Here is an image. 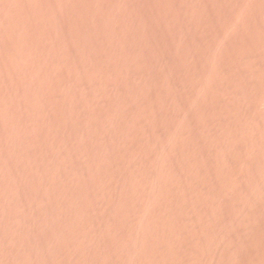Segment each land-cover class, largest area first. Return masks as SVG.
Instances as JSON below:
<instances>
[{"label": "rangeland", "instance_id": "1", "mask_svg": "<svg viewBox=\"0 0 264 264\" xmlns=\"http://www.w3.org/2000/svg\"><path fill=\"white\" fill-rule=\"evenodd\" d=\"M37 1H39V3H37ZM43 1H46L47 3L46 2L43 3ZM62 1L60 0H16L15 2V0H7V1L3 0V2L5 3L4 4L0 0V5H1L0 6V20H1L0 27L2 26L0 28V31H1L0 32V45H1L0 52H2L0 54V79H1L0 80V93H1L0 94V125H1L0 126L1 128L0 129V134H1L0 136V155L2 154L0 156V167H1L0 168V182H1L0 184V190H1L0 191V198H1L0 199L1 200L0 202L1 203L0 204L1 206L0 207V249H2V251L0 250V256H1L0 264H3L4 261L6 262L5 264H9L10 262H11L10 264H17V263L21 264L23 262H24L23 264H29V263L30 264H50V262L53 264H60V263L61 264H69V263L70 264H80V263L81 264H120V263L123 264L124 262H125L124 264H138V263L139 264H143V263L144 264H149V263L150 264H162V263L164 264L165 263L166 264H178V263L179 264H183V263L184 264H187V263L188 264H195V263L196 264L197 263L198 264L199 263L200 264L201 263L202 264L204 263L205 264L207 263L208 264H214V263L215 264H219V263L220 264H225V263L226 264H241V262L242 264H249V262L251 264H264V149H263L264 147V101H263L264 100V0H96V1L93 0L94 2H91V0H79V2L78 0H68L69 2L67 0H62ZM70 1H72L75 6ZM67 2L70 4L69 5L63 4ZM92 3L94 4L91 6ZM101 3L103 6L101 5ZM99 5H101L103 9ZM17 6H20V8L18 9ZM35 6L37 9L34 8ZM42 6H43V9H42ZM88 6H89V9H88ZM70 7H73L72 10L70 9ZM26 9H29L30 11L28 12V10ZM94 9L95 11H92ZM87 10L89 11V13L87 12ZM49 11H50L51 16L54 13L52 17L49 15L50 18L49 16H46L49 14ZM69 11L70 12L72 11V12L70 13ZM85 11L87 12L88 16L86 15ZM102 13L105 14V17L104 15H102ZM80 14H82L83 17ZM2 15H5V16L2 17ZM41 15H43L42 16L43 18L41 17ZM90 15L92 18L90 17ZM45 17L48 19L44 20ZM28 18H30V20ZM86 18H88L89 20L88 19L86 20ZM77 19L79 21H76ZM59 20H62V21H59ZM43 22H44V25L42 26ZM81 22L83 24H81ZM87 22L89 23L88 26H87L88 24ZM77 24L79 26H77ZM38 25L39 27H37ZM49 25L53 26L54 28L49 27ZM68 25H69V28H68ZM70 25L73 27H71ZM100 26L103 28H101ZM46 27L47 28L49 27L48 28L49 30ZM70 28L73 29V31ZM92 28L93 30L96 28L95 30H98L97 31L98 34L95 33L96 32L95 30H94L95 32L92 31ZM8 29L11 32H9ZM68 29H70V31L72 32H70ZM18 30H21V31L18 32ZM81 30H82V33H81ZM43 32H45V34ZM87 32L90 34L88 35ZM111 32H114V33H111ZM24 33L26 36L23 35ZM35 33L38 35L36 36ZM56 33L58 35H56ZM106 33H109V34H106ZM35 36H36V39H35ZM63 37H64V40H63ZM16 38L18 40H16ZM32 38H34L35 40ZM90 38H93L94 40ZM110 38L113 40H111ZM50 39H51L50 41L51 43H49L48 41ZM32 41L34 42V44H32L33 43ZM25 42H26V45H25ZM63 42L64 43L66 42V43L64 44ZM78 42L79 44H77ZM107 42L108 44L106 45L105 43ZM84 43L86 44V46ZM31 46L32 48H30ZM67 48L68 50H66ZM30 50L32 53L30 52ZM68 51H69V54L71 55L68 54ZM76 52L79 53L80 56ZM19 53H22V54H19ZM59 53L60 55H58ZM86 53H89V54H86ZM24 54H27L25 55V58H24ZM86 55L91 60L88 57H85ZM110 55L112 58L110 57ZM7 56L9 57L8 58L9 60L7 59ZM49 57L51 58V60L52 59L53 60L51 61ZM62 57L65 61L62 59ZM97 60H99L98 61L99 64L97 63ZM45 63L46 65H44ZM106 63L108 66H106ZM30 65H32L33 67ZM89 65L93 68H90ZM45 66L47 67L46 69H45ZM84 66H87V67L84 68ZM27 67L31 69L33 72L27 69ZM3 68L6 69V71ZM67 69H70V70H67ZM94 69H96L98 72ZM115 69H116V73L114 71ZM54 70H57V71H54ZM101 70H105V74H104V71H101ZM52 71L55 74H53ZM91 71L93 72V74H91ZM106 71H109V72H106ZM118 71L121 73H119ZM125 71L126 73L129 72V74H126ZM63 72H64V75H63ZM74 72H77V74L76 73L74 74ZM99 73H102V74H99ZM108 73L109 75H107ZM37 74H38V77H37ZM116 75L119 77V79L117 78ZM122 76H124V78H122ZM45 77L47 80L45 79ZM56 77L58 78L61 77V79L59 78L58 80V78ZM31 78H33V80ZM38 78H40L39 81H38ZM34 80L35 81L37 80V81L34 83ZM107 80L109 82H107ZM24 81H26V83H24ZM57 81H60L58 82L59 85ZM119 83H122V84H119ZM13 84H15L16 86ZM45 84L48 87H46ZM62 84L67 87H64ZM73 84L76 86H74ZM98 84H99V87H98ZM144 84L146 87L144 86ZM49 85L52 89L49 87ZM88 85L90 86V88ZM131 85H134V86H131ZM58 86L61 87V89ZM24 87H26L25 88L26 91L24 90ZM74 87H76L75 90H74ZM91 87H94L95 89ZM111 87H113L114 90ZM137 88L139 90H137ZM88 89H90V91ZM13 90H14V93H13ZM62 90L63 92H60ZM85 90L87 91V93ZM21 91L23 92V95ZM24 91H25V94H24ZM103 91H105V93ZM165 91H167V93H163ZM47 92H49L50 94ZM56 92L58 93V95ZM81 92L83 93V95H80ZM38 94L39 96H37ZM135 94L137 95V98H133L134 96L136 97ZM126 95L129 98L125 97ZM8 96L10 98H7ZM16 96L19 98H17ZM21 96L22 97L24 96V98H22ZM78 96L81 97L83 100L81 98H78ZM62 97H64L65 99ZM102 100L105 102H103ZM145 101H146V104L144 103ZM48 102L50 104H48ZM82 102H85V103L82 104ZM3 103L5 105H3ZM15 103L17 104V106H15L16 105ZM56 103L60 105L56 106ZM67 104L69 105L66 107ZM70 104H72V107ZM85 104H89L91 107ZM63 105L65 106V108ZM102 105L104 106V108H102L103 107ZM26 106L28 107V109ZM84 106H85V110H84ZM93 106L95 110H93ZM70 107L72 108V110ZM97 107H99L100 109ZM45 108H48L46 109L47 111H49L48 113H46L47 111L45 110ZM186 108H188V110ZM31 111H34V112H31ZM73 113H75L76 115H79V114L80 115L75 116V114ZM43 114L44 115L46 114V115L44 116ZM104 114L105 116H102ZM53 115L55 116L54 118H53ZM57 115L59 116V118ZM62 115H64L63 116L64 118L62 117ZM95 115L98 117H96ZM20 118L23 120H21ZM82 118H84L85 120H82ZM36 122H38L39 127L37 126ZM34 123L37 127L34 125ZM69 123L71 124L69 125ZM99 123L101 125L100 127H98ZM28 125L31 126V128H29ZM94 125H96V127ZM71 127L72 129H70ZM94 127L97 129H95ZM19 128L20 130H17ZM42 128H45L43 130L45 131L47 130V131L46 132L43 131ZM119 129L122 130L123 132L120 131ZM34 130L36 132H34ZM76 130H78L80 133ZM40 131L42 132L40 133ZM3 132H4V135H3ZM53 132H54V135H53ZM105 132L106 134L108 133L107 134L108 136L105 134ZM35 133H36V136L39 134L38 138H36ZM85 134L89 136L87 137ZM65 135H68V136L65 137ZM56 136H59V137H56ZM104 136L107 139V141L104 138ZM173 136L175 137L173 138ZM51 138H54L55 140ZM93 138L94 140H92ZM45 139L51 142L52 144L47 142ZM74 139L76 142L74 141ZM39 140L41 141L39 142ZM101 140L103 141V143ZM169 140L170 142H168ZM25 142L27 143V145ZM39 144L40 145L43 144V145L40 146ZM11 145H13V147ZM22 145L24 146L21 147ZM46 145L48 147H45ZM67 147H68V150H67ZM98 148H100L101 151L98 150ZM13 149L15 151H13ZM45 149L49 150L50 152ZM44 151L46 154L43 153ZM51 151L53 152V154ZM83 151H87V152L85 153ZM17 155H19L20 157ZM70 155L71 156L73 155V156L71 157ZM87 156H89V158ZM56 157L58 158L56 159ZM28 160H30L29 163H28ZM34 160H36V162ZM53 160H56V162ZM88 160H90V162ZM58 161H61V162H58ZM101 162L104 164V166L102 165ZM26 163L28 165H26ZM48 163L49 165H47ZM77 163H79V165ZM89 163H90L91 169H89V166H88ZM77 165H78V168L76 167ZM49 167H52L53 170L52 168H49ZM68 168H69V171H68ZM173 169H175L174 172L172 171ZM91 170H92V174L90 173ZM28 173L30 175H28ZM51 174L54 175L55 178ZM58 176L59 178H57ZM93 176L95 177V179ZM78 178H81V179L78 180ZM66 179L68 182L65 181ZM84 179L87 181H84ZM149 180H151L152 182ZM21 181L22 183L23 182L24 183L22 184ZM89 183L90 185H92V183L93 184L96 183L99 187L97 185H92V188H91V186L89 187ZM9 186H10L11 191L9 190ZM21 187L22 189H20ZM31 188L33 190L35 188L36 190L33 191L31 190ZM115 188L116 190H114ZM37 189H39V192ZM63 189H65L66 191H63ZM49 190L50 192H47ZM165 190H167V192ZM51 191H53L54 193ZM87 191L88 192L90 191V192L88 193ZM42 192H43V195H42ZM89 194L91 196L92 195L94 196H92L91 198ZM22 195L23 197L25 196L24 199ZM70 195L73 197H71ZM149 195L151 196L150 198L148 197ZM112 196L114 197V199ZM116 196L117 197L119 196L118 199ZM10 199L12 200V202ZM4 201H6L7 203ZM25 202H27V204ZM69 203L71 204V206ZM9 204L10 206H7ZM104 204L105 206L103 207ZM49 205H51L52 209L50 208ZM84 206L86 207V209ZM7 207L9 208L7 209ZM134 207L136 208L134 209ZM74 208L78 210L76 211ZM88 208L90 210H88ZM125 208H128V209L126 210ZM26 211L28 214L26 213ZM84 211H87L89 215L90 214L92 215L89 216L87 215L88 213ZM156 212H159V213H156ZM23 213H26V214H23ZM100 213L103 215H101ZM56 214L57 215L61 214V215L57 216ZM93 216L94 217L96 216V217L94 218ZM99 216L101 217L99 218ZM134 216L135 217L138 216L139 218L138 217L135 218ZM155 216L156 217L158 216V217L156 218ZM30 217H33V218H30ZM48 217H51V218H48ZM70 217L71 218L73 217V218L71 219ZM8 218L10 219V221ZM15 218L17 220H15ZM86 219L88 221H86ZM128 219H131V220H128ZM145 219H148V220H145ZM157 219H159L161 222ZM26 220L28 222L30 221L29 222L30 224L28 222H25ZM74 220L75 221L77 220V222H75ZM56 221H58V223ZM123 221L125 222L123 223ZM204 221L206 223H204ZM82 222L84 223V225H82L83 224ZM151 222L152 223L154 222V223L152 224ZM185 224L186 225L190 224V227L189 225L186 226ZM202 224L205 226H203ZM234 224L236 227L234 226ZM119 226L121 227L120 229H119ZM213 226L214 228H212ZM53 227H55L56 229ZM98 227H100V229ZM199 227H201L200 230L202 234H204L203 237H202L200 230L198 231ZM215 228H217V231L214 230ZM21 229L23 230V234H22ZM37 229L40 231H38ZM56 230L59 232H57ZM89 230L90 231L92 230L91 232L93 233L95 231V233L92 234ZM101 230H103L104 232ZM66 231L69 234L68 233L66 234L65 233ZM73 231L75 233H73ZM178 231H180V233ZM24 232H26L27 235H25L26 233ZM37 233H38V236H37ZM96 233H97V236H96ZM195 236L196 237L198 236V239H196ZM16 237H18V239ZM74 239H76L74 241L75 243H73ZM101 239L102 241H100ZM201 239H202V242H201ZM209 239H212V240L210 241ZM10 240H11L12 246L9 242ZM59 240L60 241L62 240L61 243ZM69 240L71 244L69 243ZM223 240H224V243H223ZM20 241H23V242H20ZM176 241L178 243H176ZM219 241H221L222 243L221 246L219 245L220 244ZM122 244L123 246H121ZM22 245L24 248H22ZM85 245L87 246L85 247ZM198 245L201 247L199 248ZM14 246L17 248H15ZM236 246L237 247L239 246L240 249L237 248ZM139 247H141V250ZM62 248L64 249V251ZM30 249L31 251H29ZM233 250L235 251V253ZM68 251L71 252L72 255L74 256L72 255L70 256L71 253H69ZM98 252H99V255H98ZM230 252H233V253H230ZM95 254H97L96 257H95ZM193 254L195 257L193 256ZM3 255L5 257H3ZM92 256H93V259H92ZM67 258L68 259L70 258V259L67 260ZM24 259L25 261H27L26 263ZM62 259L65 260L66 262L65 261L63 262ZM109 259L112 261L110 262ZM130 259L132 261H130ZM152 260H153V263H152ZM216 261L217 262L219 261V262L216 263Z\"/></svg>", "mask_w": 264, "mask_h": 264}, {"label": "bare ground", "instance_id": "2", "mask_svg": "<svg viewBox=\"0 0 264 264\" xmlns=\"http://www.w3.org/2000/svg\"><path fill=\"white\" fill-rule=\"evenodd\" d=\"M1 1L3 2V0H1ZM6 1H7V0H6ZM60 1H62V0H60ZM67 1H68V0H67ZM95 1H96V0H95ZM15 2H16V0H15ZM44 2H46V1H43V3H44ZM62 2H63V1H62ZM62 2H61V3H62ZM68 2H69V1H68ZM68 2H67V3H63V4H68V5H69L70 3H68ZM70 2H72V1H70ZM78 2H79V0H78ZM91 2H94V1L91 0ZM99 2H100V1H99ZM3 3H4V2H3ZM3 3H2V4H3ZM7 3H8V2H7ZM10 3H11V2H10ZM19 3H20V2H19ZM37 3H39V1H37ZM46 3H47V2H46ZM46 3H45V4H46ZM48 3H49V2H48ZM52 3H53V2H52ZM59 3H60V2H59ZM72 3H73V2H72ZM72 3H71V4H72ZM97 3H98V2H97ZM4 4H5V3H4ZM21 4H22V3H21ZM55 4H56V3H55ZM78 4H79V3H78ZM78 4H77V5H78ZM88 4H90V3H88ZM93 4H94V3H92L91 6H92ZM130 4H131V3H130ZM15 5H16V3H15ZM23 5H24V4H23ZM26 5H27V4H26ZM33 5H34V4H33ZM41 5H42V4H41ZM53 5H54V4H53ZM56 5H57V4H56ZM73 5H74V3H73ZM80 5H81V4H80ZM101 5H102V3H101ZM101 5H99V6H101ZM0 6H1V5H0ZM13 6H14V5H13ZM13 6H11V7H13ZM49 6H50V5H49ZM66 6H67V5H66ZM71 6H72V5H71ZM74 6H75V5H74ZM78 6H79V5H78ZM102 6H103V5H102ZM102 6H101V8H102ZM17 7H18V9L20 8V6H17ZM17 7H16V9H17ZM23 7H24V6H23ZM23 7H22V9H23ZM29 7H30V5H29ZM47 7H48V6H47ZM47 7H46V9H47ZM50 7H51V6H50ZM55 7H56V6H55ZM67 7H68V6H67ZM82 7H83V6H82ZM93 7H94V6H93ZM96 7H97V6H96ZM25 8H26V7H25ZM31 8H32V7H31ZM34 8H36V6H35ZM34 8H33V9H34ZM62 8H63V6H62ZM68 8H69V7H68ZM72 8H73V7H70L71 10H72ZM77 8H78V7H77ZM2 9H3V8H2ZM2 9H1V10H2ZM8 9H9V8H8ZM10 9H11V8H10ZM36 9H37V8H36ZM42 9H43V6H42ZM49 9H50V8H49ZM64 9H65V8H64ZM66 9H67V8H66ZM74 9H75V7H74ZM79 9H80V8H79ZM81 9H82V8H81ZM85 9H86V8H85ZM88 9H89V6H88ZM91 9H92V8H91ZM102 9H103V8H102ZM102 9H100V10H102ZM105 9H106V8H105ZM14 10H15V9H14ZM26 10H28V12L30 11L29 9H26ZM34 10H35V9H34ZM51 10H52V9H51ZM51 10H50V11H51ZM8 11H9V10H8ZM20 11H22V10H20ZM39 11H40V10H39ZM50 11H49V14H48V15H46V13H45V15H46V16H49V15H50ZM53 11H54V10H53ZM76 11H77V10H76ZM81 11H82V10H81ZM92 11H95V9L92 10ZM103 11H104V10H103ZM2 12H4V11H2ZM24 12H25V11H24ZM28 12H27V13H28ZM55 12H56V11H55ZM67 12H68V11H67ZM69 12H70V11H69ZM71 12H72V11H71ZM71 12H70V13H71ZM85 12H86V11H85ZM87 12L89 13L88 10H87ZM87 12H86V15H87ZM106 12H107V10H106ZM6 13H7V12H6ZM17 13H18V12H17ZM25 13H26V12H25ZM30 13H32V12H30ZM40 13H41V12H40ZM47 13H48V12H47ZM57 13H58V12H57ZM74 13H76V12H74ZM79 13H80V12H79ZM81 13H82V12H81ZM90 13H91V12H90ZM99 13H100V12H99ZM15 14H16V13H15ZM20 14H21V12H20ZM28 14H29V13H28ZM28 14H27V15H28ZM38 14H39V13H38ZM55 14H56V13H55ZM83 14H84V13H83ZM94 14H95V13H94ZM108 14H109V13H108ZM6 15H7V14H6ZM13 15H14V13H13ZM16 15H17V14H16ZM16 15H15V16H16ZM24 15H26V14H24ZM29 15H30V14H29ZM43 15H44V14H43ZM43 15H41V17H42ZM53 15H54V13H53ZM53 15H52V16H53ZM80 15L82 16V14H80ZM91 15H92V14H91ZM91 15H90V17H91ZM102 15H104V17H105V14H104V13H102ZM3 16H5V15H2V17H3ZM10 16H11V15H10ZM18 16H19V15H18ZM50 16H51V15H50ZM50 16H49V18H50ZM52 16H51V17H52ZM87 16H88V15H87ZM87 16H86V17H87ZM92 16H93V15H92ZM13 17H14V16H13ZM13 17H12V18H13ZM16 17H17V16H16ZM27 17H28V16H27ZM27 17H26V18H27ZM31 17H33V16H31ZM34 17H35V15H34ZM58 17H59V16H58ZM77 17H78V15H77ZM82 17H83V16H82ZM97 17H98V16H97ZM99 17H100V16H99ZM112 17H114V16H112ZM14 18H15V17H14ZM22 18H23V17H22ZM37 18H38V17H37ZM42 18H43V17H42ZM61 18H62V17H61ZM74 18H75V17H74ZM74 18H73V19H74ZM80 18H81V17H80ZM84 18H85V17H84ZM91 18H92V17H91ZM93 18H94V17H93ZM109 18H110V17H109ZM6 19H7V18H6ZM28 19L30 20V18H28ZM40 19H41V18H40ZM40 19H39V20H40ZM46 19H48V18L45 17L44 20H46ZM64 19H66V18H64ZM64 19H63V20H64ZM87 19H88V18H86V20H87ZM101 19H102V17H101ZM112 19H113V18H112ZM114 19H115V18H114ZM20 20H21V19H20ZM39 20H38V21H39ZM44 20H43V21H44ZM57 20H58V19H57ZM86 20H85V21H86ZM88 20H89V19H88ZM92 20H93V19H92ZM105 20H106V19H105ZM0 21H1V20H0ZM8 21H9V20H8ZM59 21H62V20H59ZM67 21H68V20H67ZM67 21H66V22H67ZM74 21H75V20H74ZM76 21H79V20L77 19ZM80 21H81V20H80ZM93 21H94V20H93ZM103 21H104V20H103ZM107 21H108V20H107ZM115 21H116V20H115ZM4 22H5V21H4ZM24 22H25V21H24ZM30 22H31V21H30ZM66 22H65V23H66ZM83 22H84V20H83ZM97 22H98V21H97ZM100 22H101V21H100ZM105 22H106V21H105ZM109 22H110V21H109ZM109 22H108V23H109ZM0 23H1V22H0ZM37 23H38V22H37ZM50 23H51V22H50ZM76 23H77V22H76ZM78 23H79V22H78ZM87 23H88V22H87ZM95 23H96V21H95ZM95 23H94V24H95ZM2 24H3V23H2ZM16 24H17V23H16ZM34 24H35V23H34ZM39 24H40V23H39ZM47 24H48V23H47ZM67 24H68V23H67ZM79 24H80V23H79ZM81 24H83V23L81 22ZM84 24H85V23H84ZM97 24H98V23H97ZM104 24H105V23H104ZM106 24H107V23H106ZM0 25H1V24H0ZM21 25H22V24H21ZM21 25H20V27H21ZM35 25H36V24H35ZM40 25H41V24H40ZM43 25H44V22L42 23V26H43ZM45 25H46V23H45ZM52 25H53V24H52ZM71 25H72V24H71ZM71 25H70V26H71ZM75 25H76V24H75ZM85 25H86V24H85ZM88 25H89V23L87 24V26H88ZM101 25H102V24H101ZM13 26H14V25H13ZM18 26H19V25H18ZM28 26H29V25H28ZM54 26H55V25H54ZM61 26H62V25H61ZM66 26H67V25H66ZM77 26H79V25L77 24ZM83 26H84V25H83ZM92 26H93V25H92ZM1 27H2V26H1ZM1 27H0V28H1ZM26 27H27V26H26ZM37 27H39V25H38ZM49 27L52 28L53 26H50V25H49ZM49 27H48V28H49ZM71 27H73V26H71ZM100 27H101V26H100ZM7 28H8V27H7ZM10 28H11V27H10ZM12 28H13V27H12ZM30 28H31V27H30ZM46 28H47V27H46ZM48 28H47V29H48ZM53 28H54V27H53ZM68 28H69V25H68ZM86 28H87V27H86ZM101 28H103V27H101ZM14 29H15V28H14ZM17 29H18V28H17ZM17 29H16V30H17ZM47 29H46V30H47ZM66 29H67V28H66ZM70 29H71V28H70ZM70 29H68V30L70 31ZM77 29H78V27H77ZM87 29H88V28H87ZM95 29H96V28H95ZM95 29H94V30H95ZM98 29H99V28H98ZM2 30H4V29H2ZM11 30H13V29H11ZM16 30H15V31H16ZM22 30H23V29H22ZM38 30H39V28H38ZM48 30H49V29H48ZM50 30H51V29H50ZM54 30H55V29H54ZM57 30H58V29H57ZM71 30L73 31V29H71ZM74 30H75V29H74ZM79 30H80V29H79ZM79 30H78V31H79ZM83 30H84V29H83ZM94 30H93V28H92V31H94ZM8 31L11 32L9 29H8ZM15 31H14V32H15ZM19 31H21V30H18V32H19ZM43 31H45V30H43ZM59 31H60V30H59ZM65 31H66V30H65ZM72 31H70V32H72ZM75 31H76V30H75ZM95 31H96V32H95ZM95 31H94V32L97 33L98 30H95ZM104 31H105V29H104ZM104 31H103V32H104ZM0 32H1V31H0ZM18 32H17V33H18ZM24 32H25V30H24ZM50 32H51V31H50ZM53 32H54V31H53ZM76 32H77V31H76ZM76 32H75V33H76ZM84 32H85V31H84ZM100 32H101V31H100ZM15 33H16V32H15ZM43 33L45 34V32H43ZM54 33H55V32H54ZM62 33H63V31H62ZM79 33H80V32H79ZM81 33H82V30H81ZM87 33H88V32H87ZM92 33H93V32H92ZM101 33H102V32H101ZM111 33H114V32H111ZM126 33H128V32H126ZM35 34H36V33H35ZM69 34H70V33H69ZM84 34H85V33H84ZM89 34H90V33H88V35H89ZM97 34H98V33H97ZM106 34H109V33H106ZM116 34H117V33H116ZM119 34H120V33H119ZM5 35H6V34H5ZM11 35H12V34H11ZM23 35H25V33H24ZM27 35H28V34H27ZM32 35H33V34H32ZM37 35H38V34H36V36H37ZM56 35H58V34L56 33ZM73 35H74V34H73ZM80 35H81V34H80ZM101 35H102V34H101ZM117 35H118V34H117ZM8 36H9V35H8ZM15 36H16V35H15ZM18 36H19V35H18ZM20 36H21V34H20ZM25 36H26V35H25ZM36 36H35V39H36ZM39 36H40V35H39ZM42 36H43V35H42ZM46 36H47V35H46ZM50 36H51V35H50ZM61 36H62V34H61ZM103 36H104V35H103ZM103 36H102V37H103ZM30 37H32V36H30ZM44 37H45V36H44ZM64 37H65V36H64ZM64 37H63V40H64ZM77 37H78V36H77ZM96 37H97V36H96ZM111 37H112V36H111ZM5 38H7V37H5ZM9 38H10V37H9ZM11 38H12V36H11ZM11 38H10V39H11ZM21 38H23V37H21ZM38 38H39V37H38ZM40 38H41V37H40ZM53 38H54V37H53ZM58 38H59V37H58ZM85 38H86V37H85ZM117 38H118V37H117ZM1 39H2V38H1ZM29 39H30V38H29ZM32 39H34V38H32ZM35 39H34V40H35ZM60 39H62V38H60ZM75 39H76V38H75ZM90 39H93V38H90ZM98 39H99V38H98ZM105 39H106V38H105ZM110 39H111V38H110ZM114 39H115V38H114ZM16 40H18V39L16 38ZM19 40H20V39H19ZM39 40H40V39H39ZM43 40H44V39H43ZM53 40H54V39H53ZM65 40H66V39H65ZM82 40H83V39H82ZM93 40H94V39H93ZM96 40H97V39H96ZM111 40H113V39H111ZM12 41H13V40H12ZM20 41H21V40H20ZM23 41H25V40H23ZM44 41H45V40H44ZM48 41H49V43H51V42H50L51 39L48 40ZM54 41H55V40H54ZM60 41H61V40H60ZM75 41H76V40H75ZM97 41H98V40H97ZM102 41H104V40H102ZM120 41H121V40H120ZM16 42H17V41H16ZM32 42H33V41H32ZM45 42H46V41H45ZM58 42H59V40H58ZM67 42H68V41H67ZM70 42H71V40H70ZM95 42H96V41H95ZM110 42H111V41H110ZM110 42H109V43H110ZM117 42H118V40H117ZM5 43H6V42H5ZM36 43H38V42H36ZM36 43H35V44H36ZM40 43H41V42H40ZM63 43H64V42H63ZM65 43H66V42H65ZM65 43H64V44H65ZM68 43H69V42H68ZM81 43H83V42H81ZM87 43H88V42H87ZM91 43H92V42H91ZM111 43H112V42H111ZM3 44H4V43H3ZM10 44H11V43H10ZM20 44H21V43H20ZM32 44H34V42H33ZM46 44H47V43H46ZM69 44H70V43H69ZM73 44H75V43H73ZM77 44H79V42H78ZM84 44H85V43H84ZM88 44H89V43H88ZM105 44L107 45L108 42L105 43ZM105 44H104V45H105ZM7 45H8V44H7ZM7 45H5V46H7ZM11 45H12V44H11ZM25 45H26V42H25ZM25 45H24V46H25ZM43 45H44V44H43ZM48 45H49V44H48ZM53 45H55V44H53ZM57 45H58V44H57ZM61 45H62V44H61ZM66 45H67V44H66ZM66 45H65V46H66ZM80 45H82V44H80ZM89 45H90V44H89ZM95 45H96V44H95ZM95 45H94V46H95ZM98 45H99V44H98ZM101 45H102V43H101ZM112 45H113V44H112ZM0 46H1V45H0ZM15 46H16V45H15ZM34 46H35V45H34ZM45 46H46V45H45ZM50 46H51V45H50ZM63 46H64V45H63ZM75 46H76V45H75ZM85 46H86V44H85ZM109 46H110V44H109ZM11 47H12V46H11ZM38 47H40V46H38ZM80 47H81V46H80ZM16 48H17V47H16ZM30 48H32V46H31ZM55 48H56V47H55ZM55 48H54V49H55ZM60 48H61V47H60ZM60 48H59V49H60ZM78 48H79V46H78ZM82 48H83V46H82ZM82 48H81V49H82ZM20 49H21V48H20ZM23 49H24V48H23ZM57 49H58V47H57ZM81 49H80V50H81ZM89 49H90V48H89ZM92 49H93V48H92ZM97 49H98V48H97ZM9 50H10V49H9ZM14 50H15V49H14ZM14 50H13V51H14ZM21 50H22V49H21ZM26 50H27V49H26ZM33 50H34V49H33ZM43 50H44V49H43ZM60 50H61V49H60ZM66 50H68V48H67ZM82 50H83V49H82ZM82 50H81V51H82ZM99 50H100V49H99ZM101 50H102V49H101ZM105 50H106V49H105ZM105 50H104V51H105ZM0 51H1V50H0ZM34 51H35V50H34ZM54 51H55V50H54ZM61 51H62V50H61ZM87 51H88V50H87ZM92 51H93V50H92ZM5 52H6V51H5ZM25 52H27V51H25ZM30 52H31V50H30ZM30 52H29V53H30ZM38 52H39V51H38ZM38 52H37V53H38ZM43 52H44V51H43ZM46 52H47V51H46ZM82 52H83V51H82ZM90 52H91V51H90ZM101 52H102V51H101ZM1 53H2V52H0V54H1ZM7 53H8V52H7ZM31 53H32V52H31ZM34 53H35V52H34ZM41 53H42V52H41ZM70 53H71V52H70ZM72 53H73V52H72ZM76 53H77V52H76ZM91 53H92V52H91ZM94 53H95V52H94ZM96 53H97V51H96ZM8 54H9V53H8ZM10 54H11V53H10ZM19 54H22V53H19ZM66 54H67V53H66ZM68 54H69V51H68ZM77 54H79V53H77ZM77 54H75V55H77ZM86 54H89V53H86ZM99 54H100V53H99ZM101 54H102V53H101ZM118 54H119V53H118ZM162 54H163V53H162ZM165 54H166V53H165ZM167 54H168V53H167ZM25 55H27V54H24V58H25ZM28 55H29V54H28ZM32 55H34V54H32ZM54 55H55V54H54ZM58 55H60V53H59ZM64 55H65V54H64ZM69 55H71V54H69ZM69 55H68V56H69ZM90 55H91V54H90ZM105 55H106V54H105ZM114 55H115V54H114ZM29 56H30V55H29ZM46 56H47V55H46ZM48 56H49V55H48ZM62 56H63V55H62ZM65 56H66V55H65ZM79 56H80V54H79ZM95 56H97V55H95ZM106 56H107V55H106ZM119 56H120V55H119ZM4 57H5V56H4ZM9 57H10V55H9ZM9 57L7 56V59H8ZM13 57H14V56H13ZM40 57H41V56H40ZM66 57H67V56H66ZM75 57H76V56H75ZM85 57H88V56L86 55ZM100 57H101V56H100ZM103 57H104V55H103ZM108 57H109V56H108ZM108 57H107V58H108ZM110 57H111V55H110ZM121 57H122V56H121ZM121 57H120V58H121ZM125 57H126V56H125ZM132 57H133V56H132ZM132 57H131V58H132ZM136 57H137V56H136ZM24 58H23V59H24ZM41 58H42V57H41ZM44 58H45V57H44ZM46 58H47V57H46ZM49 58H50V57H49ZM57 58H59V57H57ZM88 58H89V57H88ZM95 58H96V57H95ZM97 58H98V57H97ZM111 58H112V57H111ZM123 58H124V57H123ZM133 58H134V57H133ZM133 58H132V59H133ZM31 59H32V58H31ZM36 59H37V57H36ZM42 59H43V58H42ZM47 59H48V58H47ZM54 59H55V58H54ZM59 59H61V58H59ZM62 59H63V57H62ZM68 59H69V57H68ZM68 59H67V60H68ZM76 59H77V58H76ZM82 59H84V58H82ZM89 59H90V58H89ZM105 59H106V58H105ZM114 59H115V58H114ZM118 59H119V57H118ZM5 60H6V59H5ZM8 60H9V59H8ZM17 60H18V58H17ZM17 60H15V61H17ZM32 60H33V59H32ZM40 60H41V59H40ZM48 60H49V59H48ZM50 60H51V58H50ZM52 60H53V59H52ZM52 60H51V61H52ZM63 60H64V59H63ZM74 60H75V59H74ZM87 60H88V59H87ZM90 60H91V59H90ZM10 61H11V60H10ZM35 61H36V60H35ZM41 61H42V60H41ZM51 61H50V62H51ZM57 61H58V60H57ZM61 61H62V60H61ZM64 61H65V60H64ZM80 61H81V60H80ZM98 61H99V60H97V63H98ZM120 61H121V60H120ZM20 62H21V61H20ZM28 62H29V61H28ZM28 62H27V63H28ZM30 62H31V61H30ZM48 62H49V61H48ZM67 62H68V61H67ZM67 62H66V63H67ZM78 62H79V61H78ZM113 62H114V61H113ZM3 63H4V62H3ZM3 63H2V64H3ZM8 63H9V62H8ZM10 63H11V62H10ZM12 63H13V62H12ZM59 63H60V62H59ZM71 63H72V62H71ZM75 63H76V62H75ZM75 63H73V64H75ZM83 63H84V62H83ZM95 63H96V62H95ZM100 63H101V62H100ZM4 64H5V63H4ZM15 64H16V63H15ZM20 64H21V63H20ZM40 64H41V63H40ZM54 64H55V63H54ZM54 64H53V65H54ZM57 64H58V63H57ZM60 64H61V63H60ZM79 64H80V63H79ZM88 64H89V63H88ZM91 64H92V62H91ZM93 64H94V63H93ZM98 64H99V63H98ZM6 65H7V64H6ZM9 65H10V64H9ZM18 65H19V64H18ZM33 65H34V64H33ZM38 65H39V63H38ZM44 65H46V63H45ZM63 65H64V63H63ZM63 65H62V66H63ZM65 65H66V64H65ZM85 65H86V64H85ZM96 65H97V64H96ZM104 65H105V64H104ZM22 66H23V65H22ZM26 66H28V65H26ZM30 66H32V65H30ZM59 66H60V65H59ZM66 66H67V65H66ZM69 66H70V65H69ZM76 66H77V65H76ZM102 66H103V65H102ZM106 66H108L107 63H106ZM109 66H110V65H109ZM114 66H115V65H114ZM15 67H16V66H15ZM32 67H33V66H32ZM35 67H36V66H35ZM63 67H64V66H63ZM72 67H73V66H72ZM72 67H71V68H72ZM85 67H87V66H84V68H85ZM89 67H90V68H93V67H91L90 65H89ZM103 67H104V66H103ZM46 68H47V67L45 66V69H46ZM51 68H52V67H51ZM54 68H55V66H54ZM60 68H61V67H60ZM84 68H83V69H84ZM97 68H98V67H97ZM129 68H130V66H129ZM3 69H4V68H3ZM8 69H9V67H8ZM15 69H16V68H15ZM18 69H19V68H18ZM27 69H29V68L27 67ZM34 69H35V68H34ZM45 69H44V70H45ZM77 69H78V68H77ZM83 69H82V71H83ZM86 69H87V68H86ZM99 69H100V68H99ZM112 69H114V68H112ZM112 69H111V70H112ZM117 69H118V68H117ZM119 69H120V68H119ZM126 69H127V68H126ZM126 69H125V70H126ZM142 69H143V68H142ZM4 70L6 71V69H4ZM29 70H31V69H29ZM38 70H39V69H38ZM38 70H36V71H38ZM42 70H43V69H42ZM61 70H62V69H61ZM67 70H70V69H67ZM73 70H74V69H73ZM79 70H81V69H79ZM94 70H96V69H94ZM94 70H93V71H94ZM121 70H122V69H121ZM23 71H24V70H23ZM31 71H32V70H31ZM34 71H35V70H34ZM48 71H49V70H48ZM54 71H57V70H54ZM58 71H60V70H58ZM96 71H97V70H96ZM101 71H104V74H105V70H101ZM114 71H115V73H116V69H115ZM119 71H120V70H119ZM119 71H118V72H119ZM126 71H127V70H126ZM126 71H125V73H126ZM130 71H131V70H130ZM2 72H3V71H2ZM11 72H12V71H11ZM15 72H16V71H15ZM20 72H21V71H20ZM24 72H25V71H24ZM32 72H33V71H32ZM44 72H45V71H44ZM52 72H53V71H52ZM65 72H67V71H65ZM78 72H79V71H78ZM87 72H88V71H87ZM97 72H98V71H97ZM97 72H96V73H97ZM106 72H109V71H106ZM111 72H112V71H111ZM111 72H110V73H111ZM131 72H132V71H131ZM13 73H14V72H13ZM26 73H27V71H26ZM28 73H30V72H28ZM36 73H37V72H36ZM40 73H41V72H40ZM42 73H43V72H42ZM58 73H59V72H58ZM60 73H61V72H60ZM69 73H70V72H69ZM71 73H73V72H71ZM75 73L77 74V72H74V74H75ZM88 73H89V72H88ZM119 73H121V72H119ZM125 73H124V74H125ZM3 74H4V73H3ZM15 74H16V73H15ZM20 74H21V73H20ZM47 74H48V73H47ZM53 74H55V73L53 72ZM91 74H93L92 71H91ZM94 74H95V73H94ZM99 74H102V73H99ZM126 74H129V72L126 73ZM140 74H141V73H140ZM6 75H7V74H6ZM9 75H10V74H9ZM9 75H8V76H9ZM22 75H23V74H22ZM28 75H30V74H28ZM31 75H33V74H31ZM45 75H46V74H45ZM49 75H50V74H49ZM63 75H64V72H63ZM69 75H70V74H69ZM97 75H98V74H97ZM107 75H109V73H108ZM114 75H115V74H114ZM131 75H132V74H131ZM131 75H130V76H131ZM142 75H143V73H142ZM4 76H5V75H4ZM24 76H25V75H24ZM35 76H36V75H35ZM41 76H42V75H41ZM55 76H56V75H55ZM59 76H60V75H59ZM90 76H91V75H90ZM94 76H95V75H94ZM105 76H106V75H105ZM111 76H112V75H111ZM111 76H110V77H111ZM116 76H117V75H116ZM119 76H121V75H119ZM125 76H126V75H125ZM130 76H129V78H130ZM140 76H141V75H140ZM146 76H147V74H146ZM12 77H13V75H12ZM28 77H29V76H28ZM28 77H27V78H28ZM37 77H38V74H37ZM65 77H66V76H65ZM73 77H75V76H73ZM80 77H81V76H80ZM98 77H99V76H98ZM103 77H104V76H103ZM112 77H113V76H112ZM127 77H128V76H127ZM132 77H133V76H132ZM132 77H131V79H132ZM143 77H145V76H143ZM18 78H19V77H18ZM51 78H52V77H51ZM56 78H58V77H56ZM59 78L61 79V77H59ZM59 78H58V80H59ZM62 78H63V76H62ZM67 78H68V77H67ZM67 78H66V79H67ZM71 78H72V77H71ZM81 78H82V77H81ZM83 78H84V77H83ZM96 78H97V77H96ZM108 78H109V77H108ZM117 78L119 79L118 76H117ZM122 78H124V76H122ZM141 78H142V77H141ZM9 79H10V77H9ZM25 79H26V77H25ZM31 79L33 80V78H31ZM31 79H29V80H31ZM39 79H40V78H38V81H39ZM45 79H46V77H45ZM64 79H65V78H64ZM78 79H79V77H78ZM86 79H87V78H86ZM86 79H85V80H86ZM94 79H95V78H94ZM101 79H102V77H101ZM106 79H107V78H106ZM111 79H112V78H111ZM120 79H121V77H120ZM127 79H128V78H127ZM136 79H137V77H136ZM0 80H1V79H0ZM46 80H47V79H46ZM52 80H53V79H52ZM80 80H81V79H80ZM95 80H96V79H95ZM104 80H105V78H104ZM139 80H140V79H139ZM144 80H145V79H144ZM16 81H17V80H16ZM36 81H37V80H36ZM36 81L34 80V83H35ZM42 81H43V80H42ZM42 81H41V82H42ZM55 81H56V80H55ZM75 81H76V79H75ZM75 81H74V82H75ZM89 81H90V80H89ZM127 81H128V80H127ZM146 81H147V80H146ZM5 82H6V81H5ZM14 82H15V81H14ZM14 82H13V83H14ZM18 82H19V81H18ZM21 82H23V81H21ZM44 82H46V81H44ZM58 82H60V81H57V83H58ZM66 82H67V81H66ZM98 82H99V81H98ZM100 82H101V81H100ZM104 82H105V81H104ZM104 82H103V83H104ZM107 82H109V81L107 80ZM107 82H106V83H107ZM115 82H116V81H115ZM121 82H122V81H121ZM183 82H184V81H183ZM183 82H182V83H183ZM11 83H12V82H11ZM24 83H26V81H24ZM27 83H29V82H27ZM38 83H39V82H38ZM53 83H54V82H53ZM53 83H52V84H53ZM68 83H69V82H68ZM80 83H81V81H80ZM87 83H89V82H87ZM92 83H93V82H92ZM101 83H102V82H101ZM131 83H132V82H131ZM131 83H130V84H131ZM5 84H6V83H5ZM43 84H44V83H43ZM49 84H50V82H49ZM63 84H64V83H63ZM63 84H62V85H63ZM70 84H71V82H70ZM95 84H97V83H95ZM95 84H94V85H95ZM119 84H122V83H119ZM124 84H125V82H124ZM126 84H127V82H126ZM135 84H136V83H135ZM1 85H2V84H1ZM10 85H11V84H10ZM13 85H15V84H13ZM13 85H12V86H13ZM23 85H24V84H23ZM32 85H33V84H32ZM45 85H46V84H45ZM58 85H59V83H58ZM65 85H66V83H65ZM65 85H63V86H64V87H67V86H65ZM73 85H74V84H73ZM90 85H91V84H90ZM103 85H104V84H103ZM108 85H109V84H108ZM110 85H111V83H110ZM142 85H143V84H142ZM8 86H9V84H8ZM15 86H16V85H15ZM18 86H19V85H18ZM34 86H35V85H34ZM37 86H38V85H37ZM55 86H57V85H55ZM74 86H76V85H74ZM88 86H89V85H88ZM113 86H114V85H113ZM115 86H116V84H115ZM119 86H120V85H119ZM119 86H118V87H119ZM128 86H129V85H128ZM131 86H134V85H131ZM138 86H139V85H138ZM144 86H145V84H144ZM148 86H149V85H148ZM4 87H5V86H4ZM22 87H23V86H22ZM26 87H27V86H26ZM26 87H24V90H25ZM38 87H39V86H38ZM41 87H42V85H41ZM46 87H48V86L46 85ZM49 87H50V85H49ZM58 87H59V86H58ZM64 87H62V88H64ZM79 87H80V86H79ZM79 87H78V88H79ZM98 87H99V84H98ZM101 87H102V86H101ZM105 87H106V86H105ZM135 87H136V86H135ZM139 87H140V86H139ZM145 87H146V86H145ZM18 88H19V87H18ZM28 88H29V87H28ZM50 88H51V87H50ZM59 88L61 89V87H59ZM75 88H76V87H74V90H75ZM82 88H83V87H82ZM89 88H90V86H89ZM91 88L95 89L96 86H95V88H94V87H91ZM111 88L113 89V87H111ZM115 88H116V87H115ZM141 88H142V87H141ZM176 88H177V87H176ZM31 89H32V87H31ZM51 89H52V88H51ZM53 89H54V88H53ZM56 89H57V88H56ZM69 89H70V88H69ZM85 89H86V88H85ZM133 89H134V88H133ZM145 89H146V88H145ZM3 90H4V89H3ZM8 90H9V89H8ZM8 90H7V91H8ZM34 90H35V89H34ZM36 90H37V89H36ZM45 90H46V89H45ZM45 90H43V91H45ZM83 90H84V89H83ZM88 90L90 91V89H88ZM101 90H102V89H101ZM101 90H100V91H101ZM105 90H106V89H105ZM113 90H114V89H113ZM116 90H117V89H116ZM130 90H131V88H130ZM137 90H139V89L137 88ZM142 90H143V89H142ZM180 90H181V89H180ZM9 91H10V90H9ZM16 91H17V90H16ZM25 91H26V90H25ZM25 91H24V94H25ZM47 91H48V90H47ZM53 91H55V90H53ZM77 91H78V90H77ZM81 91H82V89H81ZM85 91H86V90H85ZM85 91H84V92H85ZM89 91H88V92H89ZM106 91H107V90H106ZM109 91H110V90H109ZM117 91H118V90H117ZM126 91H127V90H126ZM187 91H188V90H187ZM2 92H3V91H2ZM21 92H22V91H21ZM35 92H36V91H35ZM38 92H39V91H38ZM38 92H37V93H38ZM58 92H59V91H58ZM60 92H63V90L60 91ZM66 92H67V90H66ZM69 92H70V91H69ZM75 92H76V91H75ZM75 92H74V94H75ZM79 92H80V91H79ZM103 92L105 93V91H103ZM123 92H124V90H123ZM131 92H132V91H131ZM190 92H191V91H190ZM4 93H5V92H4ZM13 93H14V90H13ZM26 93H27V92H26ZM31 93H32V92H31ZM47 93H49V92H47ZM56 93H57V92H56ZM77 93H78V92H77ZM86 93H87V91H86ZM93 93H94V92H93ZM95 93H96V92H95ZM97 93H98V92H97ZM104 93H103V94H104ZM106 93H107V92H106ZM111 93H112V91H111ZM140 93H141V92H140ZM163 93H167V91H165V92H163ZM187 93H188V92H187ZM0 94H1V93H0ZM11 94H12V93H11ZM11 94H10V95H11ZM19 94H20V93H19ZM49 94H50V93H49ZM64 94H65V92H64ZM84 94H85V93H84ZM101 94H102V92H101ZM113 94H114V93H113ZM127 94H128V93H127ZM17 95H18V94H17ZM22 95H23V92H22ZM35 95H36V93H35ZM44 95H45V94H44ZM44 95H43V96H44ZM47 95H48V94H47ZM57 95H58V93H57ZM57 95H56V96H57ZM60 95H61V94H60ZM69 95H70V94H69ZM69 95H68V96H69ZM80 95H83V93L81 92ZM96 95H97V94H96ZM106 95H107V94H106ZM111 95H112V94H111ZM116 95H117V94H116ZM123 95H124V94H123ZM129 95H130V94H129ZM129 95H128V96H129ZM135 95H136V94H135ZM24 96H26V95H24ZM24 96H23V97L21 96V97L24 98ZM37 96H39V94H38ZM45 96H46V95H45ZM49 96H50V95H49ZM52 96H53V95H52ZM73 96H75V95H73ZM73 96H72V97H73ZM84 96H85V95H84ZM2 97H4V96H2ZM11 97H12V96H11ZM16 97H17V96H16ZM35 97H36V96H35ZM64 97H65V96H64ZM64 97H62V98H64ZM99 97H100V96H99ZM104 97H105V96H104ZM109 97H111V96H109ZM125 97H127V95H126ZM7 98H10V97L8 96ZM7 98H6V99H7ZM17 98H19V97H17ZM26 98H27V97H26ZM26 98H25V99H26ZM36 98H37V97H36ZM44 98H45V97H44ZM67 98H68V97H67ZM78 98H81V97L78 96ZM88 98H89V97H88ZM88 98H87V99H88ZM102 98H103V97H102ZM122 98H123V97H122ZM127 98H129V97H127ZM133 98H137V95H136V97L134 96ZM32 99H33V98H32ZM40 99H42V98H40ZM60 99H61V98H60ZM64 99H65V98H64ZM68 99H69V98H68ZM70 99H71V98H70ZM75 99H76V98H75ZM81 99H82V98H81ZM84 99H85V98H84ZM92 99H93V98H92ZM97 99H98V98H97ZM99 99H101V98H99ZM18 100H19V99H18ZM33 100H34V99H33ZM55 100H56V98H55ZM82 100H83V99H82ZM105 100H106V99H105ZM126 100H128V99H126ZM126 100H124V101H126ZM134 100H135V99H134ZM143 100H144V99H143ZM3 101H4V100H3ZM20 101H21V100H20ZM26 101H27V100H26ZM28 101H29V99H28ZM36 101H37V99H36ZM43 101H44V100H43ZM51 101H52V100H51ZM51 101H50V103H51ZM62 101H63V100H62ZM68 101H69V100H68ZM72 101H74V100H72ZM76 101H77V100H76ZM94 101H95V100H94ZM102 101H103V100H102ZM130 101H131V100H130ZM263 101H264V100H263ZM5 102H6V100H5ZM7 102H8V101H7ZM22 102H23V100H22ZM22 102H21V104H22ZM31 102H32V101H31ZM38 102H39V101H38ZM55 102H56V101H55ZM65 102H66V100H65ZM88 102H89V101H88ZM92 102H93V100H92ZM95 102H96V101H95ZM95 102H94V103H95ZM103 102H105V101H103ZM121 102H122V101H121ZM126 102H128V101H126ZM176 102H178V101H176ZM27 103H28V102H27ZM32 103H33V102H32ZM32 103H31V104H32ZM34 103H35V102H34ZM50 103L48 102V104H50ZM60 103H61V102H60ZM63 103H64V102H63ZM67 103H69V102H67ZM83 103H85V102H82V104H83ZM94 103H93V104H94ZM124 103H125V102H124ZM144 103L146 104V101H145ZM189 103H190V102H189ZM15 104H16V103H15ZM19 104H20V103H19ZM90 104H91V103H90ZM95 104H96V103H95ZM99 104H101V103H99ZM147 104H148V102H147ZM1 105H2V104H1ZM3 105H5V104L3 103ZM32 105H33V104H32ZM39 105H40V104H39ZM42 105H43V104H42ZM45 105H46V104H45ZM52 105H53V104H52ZM57 105H58V104L56 103V106H57ZM59 105H60V104H59ZM59 105H58V106H59ZM68 105H69V104H67L66 107H67ZM70 105H71V107H72V104H70ZM80 105H81V104H80ZM80 105H79V106H80ZM85 105H89V104H85ZM91 105H92V104H91ZM97 105H98V104H97ZM97 105H96V106H97ZM149 105H150V104H149ZM8 106H9V105H8ZM15 106H17V104H16ZM23 106H25V105H23ZM37 106H38V105H37ZM46 106H47V105H46ZM63 106H64V105H63ZM89 106H90V105H89ZM102 106H103V105H102ZM26 107H27V106H26ZM29 107H30V106H29ZM41 107H42V106H41ZM71 107H70V108H71ZM76 107H77V105H76ZM90 107H91V106H90ZM99 107H100V106H99ZM99 107H97V108H99ZM156 107H158V106H156ZM187 107H188V106H187ZM33 108H34V106H33ZM35 108H36V107H35ZM50 108H51V107H50ZM59 108H60V107H59ZM64 108H65V106H64ZM68 108H69V107H68ZM102 108H104V106H103ZM181 108H182V107H181ZM27 109H28V107H27ZM46 109H48V108H45V110H46ZM52 109H54V108H52ZM57 109H58V108H57ZM99 109H100V108H99ZM111 109H112V108H111ZM182 109H183V108H182ZM186 109L188 110V108H186ZM186 109H185V110H186ZM5 110H6V109H5ZM18 110H20V109H18ZM18 110H17V111H18ZM35 110H36V109H35ZM39 110H40V109H39ZM68 110H70V109H68ZM68 110H67V111H68ZM71 110H72V108H71ZM77 110H78V109H77ZM77 110H76V111H77ZM79 110H80V109H79ZM84 110H85V106H84ZM93 110H95L94 106H93ZM106 110H107V109H106ZM9 111H11V110H9ZM46 111H47V110H46ZM62 111H63V110H62ZM62 111H61V112H62ZM86 111H88V110H86ZM102 111H104V110H102ZM183 111H184V110H183ZM183 111H182V113H183ZM12 112H13V110H12ZM23 112H24V111H23ZM31 112H34V111H31ZM48 112H49V111H47L46 113H48ZM52 112H53V111H52ZM110 112H111V111H110ZM6 113H7V112H6ZM18 113H19V112H18ZM65 113H66V112H65ZM69 113H70V112H69ZM79 113H80V112H79ZM85 113H86V112H85ZM176 113H177V112H176ZM182 113H181V114H182ZM3 114H4V113H3ZM14 114H15V113H14ZM21 114H22V113H21ZM21 114H20V115H21ZM29 114H30V112H29ZM32 114H33V113H32ZM52 114H54V113H52ZM73 114H75V113H73ZM81 114H82V113H81ZM108 114H109V113H108ZM108 114H107V115H108ZM179 114H180V113H179ZM179 114H178V115H179ZM10 115H11V114H10ZM27 115H28V114H27ZM35 115H36V114H35ZM43 115H44V114H43ZM45 115H46V114H45ZM45 115H44V116H45ZM79 115H80V114H79ZM79 115H76V114H75V116H79ZM82 115H83V114H82ZM111 115H112V113H111ZM111 115H110V116H111ZM176 115H177V114H176ZM183 115H184V113H183ZM22 116H23V115H22ZM38 116H39V115H38ZM40 116H42V115H40ZM44 116H43V117H44ZM50 116H51V115H50ZM57 116H58V115H57ZM63 116H64V115H62V117H63ZM71 116H73V115H71ZM87 116H88V115H87ZM95 116H96V115H95ZM99 116H100V115H99ZM102 116H105V114L102 115ZM36 117H37V116H36ZM54 117H55V116L53 115V118H54ZM82 117H84V116H82ZM96 117H98V116H96ZM100 117H101V116H100ZM175 117H176V116H175ZM177 117H178V116H177ZM1 118H2V117H1ZM15 118H16V117H15ZM33 118H34V117H33ZM39 118H40V117H39ZM58 118H59V116H58ZM63 118H64V117H63ZM68 118H69V117H68ZM85 118H86V117H85ZM87 118H88V117H87ZM106 118H107V117H106ZM110 118H112V117H110ZM133 118H134V117H133ZM181 118H182V117H181ZM2 119H3V118H2ZM16 119H17V118H16ZM20 119H21V118H20ZM45 119H46V118H45ZM55 119H56V118H55ZM61 119H62V118H61ZM61 119H60V120H61ZM89 119H90V117H89ZM101 119H102V118H101ZM5 120H7V119H5ZM21 120H23V119H21ZM33 120H34V119H33ZM51 120H52V119H51ZM57 120H58V119H57ZM73 120H74V119H73ZM76 120H77V118H76ZM82 120H85V119L82 118ZM86 120H87V119H86ZM97 120H98V119H97ZM104 120H105V119H104ZM109 120H110V119H109ZM109 120H108V121H109ZM135 120H136V119H135ZM17 121H18V120H17ZM36 121H37V120H36ZM89 121H90V120H89ZM181 121H182V120H181ZM18 122H19V121H18ZM22 122H23V121H22ZM28 122H29V121H28ZM40 122H41V121H40ZM40 122H39V123H40ZM45 122H46V121H45ZM54 122H55V121H54ZM95 122H96V120H95ZM98 122H99V121H98ZM102 122H103V120H102ZM129 122H130V121H129ZM4 123H5V122H4ZM6 123H7V122H6ZM36 123H37V126H38V122H36ZM49 123H50V122H49ZM80 123H81V122H80ZM80 123H79V124H80ZM83 123H84V122H83ZM100 123H101V122H100ZM100 123H99L98 127L101 126ZM110 123H111V122H110ZM110 123H109V124H110ZM127 123H128V122H127ZM127 123H126V125H127ZM178 123H179V122H178ZM26 124H27V123H26ZM31 124H32V123H31ZM43 124H44V123H43ZM52 124H53V122H52ZM55 124H56V123H55ZM60 124H61V123H60ZM64 124H65V123H64ZM64 124H63V125H64ZM66 124H67V123H66ZM70 124H71V123H69V125H70ZM76 124H77V123H76ZM87 124H88V123H87ZM90 124H92V123H90ZM94 124H95V123H94ZM19 125H21V124H19ZM19 125H18V126H19ZM24 125H25V123H24ZM29 125H30V124H29ZM29 125H28V126H29ZM34 125H35V123H34ZM40 125H41V124H40ZM46 125H47V123H46ZM58 125H59V124H58ZM63 125H62V126H63ZM67 125H68V124H67ZM111 125H113V124H111ZM0 126H1V125H0ZM2 126H3V124H2ZM5 126H6V125H5ZM5 126H4V127H5ZM32 126H33V125H32ZM35 126H36V125H35ZM37 126H36V127H37ZM41 126H42V125H41ZM65 126H66V125H65ZM65 126H64V127H65ZM76 126H78V125H76ZM90 126H91V125H90ZM94 126L96 127V125H94ZM22 127H24V126H22ZM38 127H39V126H38ZM44 127H45V126H44ZM51 127H52V126H51ZM95 127H94V128H95ZM116 127H117V126H116ZM116 127H115V128H116ZM125 127H126V126H125ZM127 127H128V126H127ZM25 128H26V126H25ZM29 128H31V126H29ZM75 128H76V127H75ZM78 128H79V127H78ZM105 128H106V127H105ZM121 128H122V127H121ZM170 128H171V127H170ZM0 129H1V128H0ZM3 129H4V128H3ZM9 129H10V128H9ZM27 129H28V128H27ZM34 129H35V128H34ZM43 129H45V128H42V130H43ZM52 129H53V128H52ZM64 129H66V128H64ZM70 129H72V127H71ZM80 129H81V128H80ZM86 129H87V128H86ZM95 129H97V128H95ZM99 129H100V128H99ZM99 129H98V130H99ZM11 130H12V129H11ZM15 130H16V128H15ZM17 130H20V128L17 129ZM31 130H32V129H31ZM59 130H60V129H59ZM78 130H79V129H78ZM78 130H76V131H78ZM115 130H116V129H115ZM119 130H120V129H119ZM126 130H127V128H126ZM178 130H180V129H178ZM32 131H33V130H32ZM43 131H45V130H43ZM46 131H47V130H46ZM46 131H45V132H46ZM51 131H52V130H51ZM53 131H54V130H53ZM83 131H84V130H83ZM83 131H82V132H83ZM87 131H88V130H87ZM102 131H104V130H102ZM107 131H108V130H107ZM110 131H111V130H110ZM112 131H113V130H112ZM120 131H122V130H120ZM7 132H8V131H7ZM34 132H36V131L34 130ZM41 132H42V131H40V133H41ZM63 132H64V130H63ZM68 132H69V131H68ZM78 132H79V131H78ZM114 132H116V131H114ZM122 132H123V131H122ZM18 133H19V132H18ZM21 133H22V132H21ZM49 133H50V131H49ZM51 133H52V132H51ZM60 133H61V131H60ZM79 133H80V132H79ZM89 133H90V131H89ZM93 133H94V132H93ZM96 133H97V132H96ZM117 133H118V132H117ZM12 134H13V133H12ZM30 134H31V133H30ZM57 134H58V133H57ZM76 134H77V133H76ZM87 134H88V133H87ZM100 134H101V133H100ZM105 134H106V132H105ZM107 134H108V133H107ZM107 134H106V135H107ZM110 134H111V133H110ZM112 134H113V133H112ZM170 134H171V133H170ZM177 134H178V133H177ZM3 135H4V132H3ZM38 135H39V134H38ZM38 135L36 136V133H35L36 138H38ZM46 135H47V134H46ZM50 135H51V134H50ZM53 135H54V132H53ZM83 135H84V134H83ZM85 135H86V134H85ZM101 135H102V134H101ZM179 135H180V133H179ZM0 136H1V134H0ZM14 136H15V134H14ZM18 136H20V135H18ZM27 136H28V135H27ZM30 136H31V135H30ZM51 136H52V135H51ZM62 136H63V135H62ZM66 136H68V135H65V137H66ZM81 136H82V135H81ZM86 136H87V135H86ZM88 136H89V135H88ZM88 136H87V137H88ZM96 136H97V135H96ZM107 136H108V135H107ZM107 136H106V137H107ZM110 136H111V135H110ZM28 137H29V136H28ZM32 137H33V136H32ZM32 137H31V138H32ZM56 137H59V136H56ZM70 137H71V135H70ZM169 137H170V136H169ZM174 137H175V136H173V138H174ZM177 137H178V136H177ZM36 138H35V139H36ZM43 138H44V137H43ZM46 138H47V137H46ZM54 138H55V137H54ZM54 138H51V139H54ZM77 138H78V137H77ZM104 138H105V136H104ZM107 138H108V137H107ZM183 138H184V137H183ZM183 138H182V139H183ZM1 139H2V138H1ZM4 139H5V138H4ZM14 139H15V138H14ZM20 139H21V138H20ZM59 139H60V138H59ZM63 139H64V137H63ZM80 139H81V138H80ZM98 139H99V138H98ZM105 139H106V138H105ZM167 139H168V137H167ZM175 139H176V138H175ZM180 139H181V137H180ZM180 139H179V140H180ZM2 140H3V139H2ZM10 140H11V139H10ZM10 140H9V141H10ZM12 140H13V139H12ZM42 140H43V139H42ZM45 140H46V139H45ZM54 140H55V139H54ZM66 140H67V139H66ZM88 140H90V139H88ZM92 140H94V138H93ZM95 140H97V139H95ZM109 140H110V139H109ZM170 140H171V139H170ZM170 140H169L168 142H170ZM172 140H174V139H172ZM26 141H27V140H26ZM37 141H38V140H37ZM40 141H41V140H39V142H40ZM46 141H47V140H46ZM50 141H51V140H50ZM56 141H57V140H56ZM74 141H75V139H74ZM101 141H102V140H101ZM106 141H107V139H106ZM181 141H183V140H181ZM4 142H5V141H4ZM6 142H7V141H6ZM12 142H13V141H12ZM20 142H21V141H20ZM34 142H35V141H34ZM44 142H45V141H44ZM47 142H49V141H47ZM75 142H76V141H75ZM95 142H96V141H95ZM171 142H172V141H171ZM178 142H179V141H178ZM25 143H26V142H25ZM25 143H24V144H25ZM29 143H30V142H29ZM36 143H37V142H36ZM49 143H51V142H49ZM49 143H48V144H49ZM77 143H78V142H77ZM98 143H99V142H98ZM102 143H103V141H102ZM102 143H101V144H102ZM18 144H19V143H18ZM51 144H52V143H51ZM61 144H62V143H61ZM68 144H69V143H68ZM68 144H67V145H68ZM79 144H80V143H79ZM87 144H89V143H87ZM99 144H100V143H99ZM104 144H105V142H104ZM2 145H3V144H2ZM9 145H10V144H9ZM13 145H14V144H13ZM13 145H11V146L13 147ZM26 145H27V143H26ZM39 145H40V144H39ZM42 145H43V144H42ZM42 145H40V146H42ZM49 145H50V144H49ZM56 145H57V144H56ZM59 145H60V144H59ZM65 145H66V144H65ZM71 145H73V144H71ZM6 146H7V145H6ZM23 146H24V145H22L21 147H23ZM91 146H92V145H91ZM45 147H48V146L46 145ZM45 147H44V148H45ZM88 147H89V146H88ZM106 147H107V146H106ZM16 148H17V147H16ZM54 148H56V147H54ZM39 149H40V148H39ZM39 149H37V150H39ZM58 149H59V148H58ZM72 149H73V148H72ZM263 149H264V147H263ZM7 150H8V149H7ZM10 150H11V149H10ZM31 150H32V149H31ZM45 150H47V149H45ZM67 150H68V147H67ZM87 150H88V149H87ZM91 150H92V148H91ZM96 150H97V149H96ZM98 150H100V148H98ZM13 151H15V150L13 149ZM13 151H12V152H13ZM41 151H43V150H41ZM47 151H49V150H47ZM60 151H61V150H60ZM63 151H64V150H63ZM100 151H101V150H100ZM16 152H17V151H16ZM20 152H22V151H20ZM38 152H39V151H38ZM38 152H37V153H38ZM49 152H50V151H49ZM51 152H52V151H51ZM55 152H56V151H55ZM55 152H54V153H55ZM67 152H68V151H67ZM73 152H74V150H73ZM81 152H82V151H81ZM83 152L86 153L87 151H83ZM103 152H104V150H103ZM1 153H2V152H1ZM8 153H9V152H8ZM17 153H18V152H17ZM27 153H29V152H27ZM32 153H33V152H32ZM43 153H45V151H44ZM47 153H48V152H47ZM70 153H71V152H70ZM93 153H94V152H93ZM93 153H92V154H93ZM97 153H98V152H97ZM13 154H14V153H13ZM41 154H42V153H41ZM45 154H46V153H45ZM52 154H53V152H52ZM52 154H51V155H52ZM74 154H75V153H74ZM101 154H102V153H101ZM1 155H2V154H1ZM1 155H0V156H1ZM9 155H10V154H9ZM43 155H44V154H43ZM57 155H58V154H57ZM57 155H56V156H57ZM60 155H61V154H60ZM62 155H63V154H62ZM78 155H79V154H78ZM78 155H77V156H78ZM82 155H83V154H82ZM82 155H81V156H82ZM95 155H96V154H95ZM5 156H6V155H5ZM17 156H19V155H17ZM23 156H24V155H23ZM58 156H59V155H58ZM70 156H71V155H70ZM72 156H73V155H72ZM72 156H71V157H72ZM79 156H80V155H79ZM19 157H20V156H19ZM41 157H42V156H41ZM62 157H63V156H62ZM74 157H75V156H74ZM85 157H86V156H85ZM85 157H84V159H85ZM87 157L89 158V156H87ZM91 157H92V155H91ZM91 157H90V158H91ZM100 157H102V156H100ZM4 158H5V157H4ZM17 158H18V157H17ZM22 158H23V157H22ZM27 158H28V157H27ZM46 158H47V157H46ZM48 158H49V157H48ZM52 158H53V157H52ZM57 158H58V157H56V159H57ZM59 158H60V157H59ZM33 159H34V158H33ZM33 159H32V160H33ZM49 159H50V158H49ZM79 159H80V158H79ZM93 159H94V157H93ZM93 159H92V160H93ZM102 159H103V158H102ZM104 159H105V158H104ZM15 160H16V159H15ZM46 160H47V159H46ZM50 160H51V159H50ZM75 160H77V159H75ZM105 160H106V159H105ZM19 161H20V160H19ZM29 161H30V160H28V163H29ZM34 161L36 162V160H34ZM53 161L56 162V160H53ZM65 161H66V160H65ZM79 161H80V160H79ZM88 161L90 162V160H88ZM95 161H96V160H95ZM58 162H61V161H58ZM71 162H72V161H71ZM73 162H74V161H73ZM80 162H81V161H80ZM9 163H11V162H9ZM17 163H18V162H17ZM42 163H43V162H42ZM45 163H47V162H45ZM53 163H54V162H53ZM75 163H76V162H75ZM84 163H85V162H84ZM101 163H102V162H101ZM30 164H31V163H30ZM38 164H39V163H38ZM77 164L79 165V163H77ZM81 164H82V163H81ZM91 164H92V163H91ZM26 165H28V164L26 163ZM43 165H44V164H43ZM47 165H49V163H48ZM60 165H61V163H60ZM60 165H59V167H60ZM63 165H64V164H63ZM71 165H72V164H71ZM78 165L76 166L77 168H78ZM94 165H95V164H94ZM102 165L104 166L103 163H102ZM171 165H172V164H171ZM2 166H3V165H2ZM6 166H7V165H6ZM14 166H15V165H14ZM17 166H18V164H17ZM30 166H31V165H30ZM50 166H52V165H50ZM57 166H58V165H57ZM67 166H68V165H67ZM82 166H83V165H82ZM88 166H89V169H91V168H90V163H89ZM100 166H101V164H100ZM169 166H170V165H169ZM8 167H10V166H8ZM21 167H22V166H21ZM27 167H28V166H27ZM43 167H44V166H43ZM68 167H69V166H68ZM86 167H87V166H86ZM93 167H94V166H93ZM171 167H172V166H171ZM0 168H1V167H0ZM41 168H42V167H41ZM41 168H39V169H41ZM49 168H52V167H49ZM69 168H70V167H69ZM69 168H68V171H69ZM77 168H76V169H77ZM83 168H84V167H83ZM168 168H169V167H168ZM173 168H175V167H173ZM30 169H31V168H30ZM30 169H29V170H30ZM74 169H75V168H74ZM97 169H98V168H97ZM1 170H2V169H1ZM4 170H5V169H4ZM10 170H11V169H10ZM13 170H14V169H13ZM49 170H50V169H49ZM52 170H53V168H52ZM56 170H57V169H56ZM66 170H67V169H66ZM66 170H65V171H66ZM101 170H102V169H101ZM174 170H175V169H173L172 171L174 172ZM5 171H6V170H5ZM39 171H40V170H39ZM44 171H45V170H44ZM77 171H78V170H77ZM77 171H76V173H77ZM6 172H7V171H6ZM8 172H10V171H8ZM17 172H18V171H17ZM24 172H25V171H24ZM46 172H47V171H46ZM93 172H94V171H93ZM18 173H19V172H18ZM22 173H23V171H22ZM32 173H33V172H32ZM50 173H52V172H50ZM69 173H70V172H69ZM86 173H87V171H86ZM90 173L92 174V170H91ZM98 173H99V172H98ZM177 173H178V172H177ZM3 174H4V173H3ZM15 174H16V172H15ZM20 174H21V172H20ZM36 174H38V173H36ZM57 174H58V173H57ZM59 174H60V173H59ZM61 174H62V173H61ZM66 174H67V173H66ZM72 174H73V173H72ZM171 174H172V173H171ZM261 174H262V172H261ZM28 175H30V174L28 173ZM51 175H52V174H51ZM55 175H56V174H55ZM84 175H86V174H84ZM99 175H100V174H99ZM173 175H174V174H173ZM175 175H176V174H175ZM15 176H16V175H15ZM32 176H34V175H32ZM45 176H46V175H45ZM52 176L54 177V175H52ZM76 176H77V175H76ZM80 176H81V175H80ZM171 176H172V175H171ZM261 176H262V175H261ZM1 177H2V176H1ZM19 177H20V176H19ZM29 177H30V176H29ZM50 177H51V176H50ZM68 177H69V176H68ZM68 177H67V178H68ZM82 177H84V176H82ZM86 177H88V176H86ZM89 177H90V175H89ZM93 177H94V176H93ZM173 177H174V176H173ZM262 177H263V176H262ZM5 178H6V177H5ZM12 178H13V177H12ZM25 178H26V177H25ZM37 178H38V177H37ZM54 178H55V177H54ZM57 178H59V176H58ZM97 178H98V177H97ZM97 178H96V179H97ZM35 179H36V178H35ZM41 179H42V178H41ZM44 179H45V178H44ZM79 179H81V178H78V180H79ZM85 179H86V178H85ZM85 179H84V181H87V180H85ZM87 179H88V178H87ZM90 179H91V178H90ZM94 179H95V177H94ZM152 179H153V178H152ZM169 179H170V177H169ZM28 180H29V179H28ZM62 180H63V179H62ZM76 180H77V179H76ZM10 181H11V180H10ZM19 181H20V180H19ZM24 181H25V180H24ZM30 181H31V179H30ZM36 181H37V180H36ZM39 181H40V180H39ZM49 181H50V180H49ZM65 181H67V179H66ZM149 181H151V180H149ZM262 181H263V180H262ZM2 182H3V181H2ZM27 182H28V181H27ZM33 182H34V181H33ZM44 182H45V181H44ZM67 182H68V181H67ZM79 182H80V181H79ZM82 182H83V181H82ZM151 182H152V181H151ZM153 182H154V181H153ZM14 183H15V182H14ZM21 183H22V181H21ZM23 183H24V182H23ZM23 183H22V184H23ZM25 183H26V182H25ZM31 183H32V182H31ZM50 183H51V182H50ZM52 183H53V182H52ZM55 183H57V182H55ZM80 183H81V182H80ZM0 184H1V182H0ZM4 184H5V183H4ZM36 184H37V183H36ZM41 184H42V183H41ZM41 184H40V185H41ZM69 184H70V182H69ZM153 184H155V183H153ZM17 185H19V184H17ZM51 185H53V184H51ZM56 185H57V184H56ZM92 185H97V184H96V183H95V184L92 183ZM92 185H90V183H89V187L91 186V188H92ZM3 186H4V185H3ZM3 186H1V187H3ZM22 186H23V185H22ZM30 186H31V185H30ZM30 186H29V187H30ZM37 186H38V185H37ZM62 186H63V185H62ZM69 186H70V185H69ZM72 186H73V185H72ZM97 186H98V185H97ZM19 187H20V186H19ZM49 187H50V186H49ZM74 187H75V186H74ZM78 187H79V186H78ZM82 187H83V185H82ZM89 187H88V188H89ZM98 187H99V186H98ZM114 187H115V186H114ZM35 188H36V187H35ZM35 188H34V190H36ZM44 188H46V187H44ZM44 188H43V189H44ZM55 188H56V187H55ZM79 188H80V187H79ZM79 188H78V189H79ZM100 188H101V186H100ZM100 188H99V189H100ZM150 188H151V187H150ZM168 188H169V187H168ZM5 189H6V188H5ZM14 189H15V188H14ZM20 189H22V187H21ZM29 189H30V188H29ZM57 189H58V188H57ZM68 189H69V187H68ZM111 189H112V188H111ZM170 189H171V188H170ZM9 190H10V186H9ZM16 190H17V189H16ZM31 190H33V189L31 188ZM34 190H33V191H34ZM37 190H38V192H39V189H37ZM53 190H54V189H53ZM88 190H89V189H88ZM101 190H102V189H101ZM114 190H116V188H115ZM0 191H1V190H0ZM10 191H11V190H10ZM63 191H66V190L63 189ZM81 191H82V190H81ZM165 191L167 192V190H165ZM5 192H6V191H5ZM8 192H9V191H8ZM23 192H25V191H23ZM28 192H29V190H28ZM43 192H45V191H43ZM43 192H42V195H43ZM47 192H50V190L47 191ZM51 192H53V191H51ZM87 192H88V191H87ZM89 192H90V191H89ZM89 192H88V193H89ZM110 192H111V190H110ZM149 192H150V191H149ZM160 192H161V191H160ZM171 192H172V191H171ZM26 193H27V192H26ZM26 193H25V194H26ZM35 193H36V192H35ZM53 193H54V192H53ZM81 193H82V192H81ZM81 193H80V194H81ZM83 193H84V192H83ZM100 193H101V192H100ZM118 193H119V192H118ZM162 193H163V192H162ZM162 193H160V194H162ZM25 194H24V195H25ZM28 194H29V193H28ZM51 194H52V193H51ZM58 194H59V193H58ZM62 194H63V193H62ZM76 194H77V193H76ZM76 194H75V195H76ZM96 194H97V192H96ZM96 194H95V195H96ZM115 194H116V193H115ZM130 194H131V193H130ZM134 194H135V193H134ZM141 194H142V193H141ZM147 194H148V192H147ZM147 194H146V195H147ZM11 195H13V194H11ZM30 195H31V194H30ZM33 195H34V194H33ZM35 195H36V194H35ZM48 195H49V194H48ZM55 195H56V194H55ZM77 195H78V194H77ZM77 195H76V196H77ZM89 195H90V194H89ZM177 195H178V194H177ZM1 196H2V195H1ZM16 196H17V195H16ZM28 196H29V195H28ZM59 196H60V195H59ZM70 196H71V195H70ZM81 196H82V195H81ZM81 196H80V197H81ZM90 196H91V195H90ZM92 196H94V195H92ZM92 196H91V198H92ZM119 196H120V195H119ZM119 196H118V197H119ZM122 196H123V195H122ZM163 196H164V195H163ZM165 196H166V195H165ZM6 197H7V196H6ZM6 197H4V198H6ZM8 197H9V195H8ZM11 197H12V196H11ZM22 197H23V195H22ZM38 197H39V196H38ZM71 197H73V196H71ZM80 197H79V198H80ZM112 197H113V196H112ZM116 197H117V196H116ZM116 197H115V199H116ZM118 197H117V199H118ZM137 197H138V196H137ZM142 197H143V196H142ZM148 197L150 198L151 196L149 195ZM155 197H156V196H155ZM160 197H161V195H160ZM160 197H158V198H160ZM17 198H18V197H17ZM24 198H25V196L23 197V199H24ZM29 198H30V197H29ZM55 198H56V197H55ZM88 198H89V197H88ZM124 198H125V197H124ZM153 198H154V197H153ZM0 199H1V198H0ZM11 199H12V198H11ZM11 199H10V200H11ZM15 199H16V198H15ZM30 199H31V198H30ZM34 199H35V198H34ZM56 199H57V198H56ZM63 199H65V198H63ZM67 199H68V197H67ZM67 199H66V200H67ZM93 199H94V198H93ZM96 199H97V197H96ZM96 199H95V200H96ZM113 199H114V197H113ZM137 199H138V198H137ZM145 199H147V198H145ZM156 199H157V198H156ZM3 200H4V199H3ZM7 200H9V199H7ZM16 200H17V199H16ZM39 200H41V199H39ZM86 200H87V199H86ZM89 200H90V199H89ZM99 200H100V199H99ZM140 200H141V199H140ZM161 200H162V199H161ZM55 201H56V200H55ZM71 201H72V200H71ZM74 201H75V200H74ZM87 201H88V200H87ZM90 201H91V200H90ZM112 201H113V200H112ZM115 201H116V200H115ZM128 201H129V200H128ZM131 201H132V200H131ZM138 201H139V200H138ZM138 201H136V202H138ZM152 201H153V200H152ZM0 202H1V200H0ZM4 202H6V201H4ZM11 202H12V200H11ZM28 202H29V201H28ZM48 202H49V201H48ZM116 202H117V201H116ZM145 202H146V201H145ZM149 202H150V201H149ZM153 202H154V201H153ZM6 203H7V202H6ZM14 203H15V202H14ZM25 203L27 204V202H25ZM88 203H89V202H88ZM111 203H112V202H111ZM0 204H1V203H0ZM17 204H19V203H17ZM69 204H70V203H69ZM93 204H94V203H93ZM109 204H110V203H109ZM115 204H116V203H115ZM124 204H125V203H124ZM127 204H128V203H127ZM149 204H150V203H149ZM153 204H154V203H153ZM153 204H152V205H153ZM160 204H161V202H160ZM51 205H52V204H51ZM51 205H49L50 208H51ZM59 205H60V204H59ZM2 206H3V205H2ZM7 206H10V204L7 205ZM53 206H54V205H53ZM70 206H71V204H70ZM74 206H75V205H74ZM89 206H90V205H89ZM104 206H105V204L103 205V207H104ZM110 206H111V205H110ZM114 206H115V205H114ZM118 206H119V205H118ZM142 206H143V205H142ZM147 206H148V205H147ZM0 207H1V206H0ZM43 207H44V206H43ZM60 207H61V206H60ZM64 207H65V206H64ZM72 207H73V206H72ZM75 207H76V206H75ZM84 207H85V206H84ZM87 207H88V206H87ZM90 207H91V206H90ZM93 207H94V205H93ZM101 207H102V206H101ZM129 207H130V205H129ZM136 207H137V206H136ZM136 207H134V209H135ZM5 208H6V207H5ZM8 208H9V207H7V209H8ZM22 208H23V207H22ZM61 208H62V207H61ZM61 208H60V209H61ZM98 208H99V207H98ZM108 208H109V207H108ZM117 208H118V207H117ZM12 209H13V208H12ZM14 209H16V208H14ZM30 209H31V208H30ZM45 209H46V208H45ZM51 209H52V208H51ZM57 209H58V208H57ZM65 209H66V208H65ZM74 209H75V208H74ZM85 209H86V207H85ZM99 209H100V208H99ZM103 209H104V208H103ZM103 209H102V210H103ZM109 209H110V208H109ZM125 209L127 210L128 208H125ZM4 210H5V209H4ZM53 210H54V209H53ZM68 210H69V209H68ZM75 210H76V209H75ZM77 210H78V209H77ZM77 210H76V211H77ZM88 210H90V209L88 208ZM88 210H87V211H88ZM94 210H95V209H94ZM96 210H97V209H96ZM104 210H105V209H104ZM152 210H153V209H152ZM11 211H12V210H11ZM16 211H17V210H16ZM30 211H31V210H30ZM56 211H57V210H56ZM81 211H82V210H81ZM87 211H84V212H87ZM91 211H92V209H91ZM109 211H110V210H109ZM116 211H117V210H116ZM5 212H6V211H5ZM8 212H9V211H8ZM88 212H89V211H88ZM88 212H87V213H88ZM94 212H95V211H94ZM94 212H93V213H94ZM102 212H104V211H102ZM102 212H101V213H102ZM125 212H126V211H125ZM129 212H130V211H129ZM131 212H132V210H131ZM152 212H153V211H152ZM17 213H18V212H17ZM26 213H27V211H26ZM26 213H23V214H26ZM30 213H31V212H30ZM46 213H47V212H46ZM58 213H59V212H58ZM78 213H79V212H78ZM87 213H86V214H87ZM98 213H99V212H98ZM101 213H100V214H101ZM118 213H119V212H118ZM148 213H149V212H148ZM156 213H159V212H156ZM8 214H9V213H8ZM8 214H7V215H8ZM20 214H21V213H20ZM27 214H28V213H27ZM43 214H44V213H43ZM75 214H76V213H75ZM75 214H74V215H75ZM114 214H115V213H114ZM114 214H113V215H114ZM132 214H134V213H132ZM136 214H137V213H136ZM151 214H152V213H151ZM2 215H3V214H2ZM53 215H54V214H53ZM56 215H57V214H56ZM58 215H59V214H58ZM58 215H57V216H58ZM60 215H61V214H60ZM60 215H59V216H60ZM83 215H84V214H83ZM87 215H89V213H88ZM90 215H92V214H90ZM90 215H89V216H90ZM96 215H97V214H96ZM101 215H103V214H101ZM115 215H116V214H115ZM117 215H118V214H117ZM155 215H156V214H155ZM4 216H6V215H4ZM57 216H56V217H57ZM130 216H131V215H130ZM148 216H150V215H148ZM7 217H8V216H7ZM9 217H10V216H9ZM12 217H13V215H12ZM16 217H17V216H16ZM23 217H24V216H23ZM28 217H29V216H28ZM45 217H46V216H45ZM56 217H55V218H56ZM67 217H68V215H67ZM76 217H77V215H76ZM93 217H94V216H93ZM95 217H96V216H95ZM95 217H94V218H95ZM100 217H101V216H99V218H100ZM104 217H105V216H104ZM118 217H119V216H118ZM134 217H135V216H134ZM136 217H138V216H136ZM136 217H135V218H136ZM155 217H156V216H155ZM157 217H158V216H157ZM157 217H156V218H157ZM4 218H5V217H4ZM30 218H33V217H30ZM48 218H51V217H48ZM53 218H54V217H53ZM70 218H71V217H70ZM70 218H69V219H70ZM72 218H73V217H72ZM72 218H71V219H72ZM80 218H81V217H80ZM111 218H112V217H111ZM138 218H139V217H138ZM147 218H148V217H147ZM150 218H151V217H150ZM161 218H162V217H161ZM8 219H9V218H8ZM19 219H20V218H19ZM92 219H93V218H92ZM96 219H97V218H96ZM96 219H95V220H96ZM108 219H110V218H108ZM108 219H106V220H108ZM131 219H132V218H131ZM131 219H128V220H131ZM151 219H152V218H151ZM159 219H160V218H159ZM159 219H157V220H159ZM4 220H5V219H4ZM15 220H17V219L15 218ZM80 220H81V219H80ZM82 220H84V219H82ZM93 220H94V219H93ZM97 220H98V219H97ZM100 220H101V219H100ZM116 220H117V219H116ZM128 220H127V221H128ZM141 220H142V219H141ZM145 220H148V219H145ZM200 220H202V219H200ZM204 220H205V219H204ZM9 221H10V219H9ZM23 221H24V220H23ZM33 221H34V220H33ZM58 221H59V220H58ZM58 221H56V222L58 223ZM61 221H62V220H61ZM63 221H64V220H63ZM67 221H68V220H67ZM74 221H75V220H74ZM86 221H88V220L86 219ZM109 221H110V220H109ZM150 221H151V220H150ZM159 221H160V220H159ZM215 221H216V220H215ZM229 221H230V219H229ZM17 222H18V221H17ZM17 222H16V223H17ZM20 222H21V221H20ZM25 222H28V221L26 220ZM29 222H30V221H29ZM29 222H28V223H29ZM37 222H38V221H37ZM75 222H77V220H76ZM79 222H80V221H79ZM98 222H100V221H98ZM107 222H108V221H107ZM124 222H125V221H123V223H124ZM129 222H130V221H129ZM143 222H144V221H143ZM145 222H147V221H145ZM148 222H149V221H148ZM160 222H161V221H160ZM198 222H199V221H198ZM201 222H202V221H201ZM207 222H208V221H207ZM213 222H214V221H213ZM213 222H212V223H213ZM231 222H232V221H231ZM11 223H12V221H11ZM28 223H27V224H28ZM44 223H45V222H44ZM48 223H49V222H48ZM50 223H51V222H50ZM69 223H70V221H69ZM82 223H83V222H82ZM82 223H81V224H82ZM89 223H90V222H89ZM120 223H121V222H120ZM120 223H118V224H120ZM132 223H133V222H132ZM132 223H131V225H132ZM136 223H137V222H136ZM151 223H152V222H151ZM153 223H154V222H153ZM153 223H152V224H153ZM204 223H206V222L204 221ZM225 223H226V222H225ZM5 224H6V223H5ZM29 224H30V223H29ZM71 224H72V222H71ZM97 224H98V223H97ZM226 224H227V223H226ZM10 225H11V224H10ZM15 225H17V224H15ZM67 225H69V224H67ZM82 225H84V223H83ZM100 225H101V223H100ZM102 225H103V223H102ZM105 225H106V223H105ZM116 225H117V224H116ZM122 225H123V224H122ZM131 225H130V226H131ZM143 225H144V224H143ZM148 225H149V224H148ZM183 225H184V224H183ZM185 225H186V224H185ZM188 225H189V227H190V224H188ZM188 225H186V226H188ZM197 225H198V224H197ZM202 225H203V224H202ZM227 225H228V224H227ZM232 225H233V224H232ZM13 226H14V225H13ZM18 226H19V225H18ZM31 226H32V224H31ZM73 226H74V225H73ZM78 226H80V225H78ZM91 226H92V225H91ZM94 226H95V225H94ZM94 226H93V227H94ZM126 226H127V225H126ZM149 226H150V225H149ZM151 226H152V225H151ZM199 226H201V225H199ZM203 226H205V225H203ZM211 226H212V225H211ZM214 226H215V225H214ZM214 226H213L212 228H214ZM234 226H235V224H234ZM23 227H25V226H23ZM27 227H28V226H27ZM35 227H36V225H35ZM101 227H102V226H101ZM110 227H111V225H110ZM110 227H109V228H110ZM115 227H116V226H115ZM138 227H139V226H138ZM141 227H142V226H141ZM181 227H182V226H181ZM215 227H216V226H215ZM229 227H231V226H229ZM229 227H228V228H229ZM235 227H236V226H235ZM40 228H41V227H40ZM43 228H44V226H43ZM48 228H49V227H48ZM53 228H55V227H53ZM66 228H68V227H66ZM69 228H70V227H69ZM91 228H92V227H91ZM98 228L100 229V227H98ZM109 228H108V229H109ZM116 228H117V227H116ZM120 228H121V227L119 226V229H120ZM124 228H125V227H124ZM130 228H132V227H130ZM139 228H140V227H139ZM139 228H138V229H139ZM182 228H183V227H182ZM184 228H185V227H184ZM207 228H208V227H207ZM209 228H210V227H209ZM2 229H3V228H2ZM13 229H14V227H13ZM23 229H24V228H23ZM27 229H28V228H27ZM30 229H31V228H30ZM30 229H29V230H30ZM49 229H50V228H49ZM55 229H56V228H55ZM55 229H54V230H55ZM61 229H62V228H61ZM72 229H73V228H72ZM80 229H81V228H80ZM85 229H86V228H85ZM101 229H102V228H101ZM104 229H105V228H104ZM127 229H128V228H127ZM200 229H201V227H199L198 231H199ZM204 229H205V228H204ZM4 230H5V229H4ZM11 230H12V229H11ZM18 230H19V229H18ZM21 230H22V229H21ZM25 230H26V229H25ZM31 230H32V229H31ZM33 230H34V228H33ZM37 230H38V229H37ZM37 230H36V232H37ZM52 230H53V229H52ZM66 230H67V229H66ZM117 230H118V229H117ZM124 230H125V229H124ZM214 230L217 231V228H215ZM233 230H234V229H233ZM233 230H232V231H233ZM244 230H245V229H244ZM12 231H13V230H12ZM15 231H16V230H15ZM38 231H40V230H38ZM56 231H57V230H56ZM56 231H55V232H56ZM62 231H64V230H62ZM67 231H68V230H67ZM67 231L65 232L66 234L68 233ZM78 231H79V230H78ZM81 231H82V230H81ZM84 231H85V230H84ZM86 231H87V230H86ZM89 231H90V230H89ZM91 231H92V230H91ZM91 231H90V232H91ZM97 231H99V230H97ZM101 231H103V230H101ZM136 231H137V230H136ZM142 231H143V229H142ZM142 231H141V232H142ZM145 231H146V229H145ZM182 231H184V230H182ZM203 231H204V230H203ZM209 231H210V230H209ZM211 231H212V230H211ZM224 231H225V230H224ZM246 231H247V230H246ZM246 231H245V232H246ZM10 232H11V231H10ZM17 232H18V231H17ZM27 232H28V231H27ZM32 232H33V231H32ZM46 232H47V231H46ZM57 232H59V231H57ZM57 232H56V233H57ZM69 232H70V231H69ZM103 232H104V231H103ZM109 232H111V231H109ZM116 232H117V231H116ZM126 232H127V231H126ZM128 232H130V231H128ZM132 232H133V231H132ZM141 232H140V233H141ZM178 232L180 233V231H178ZM200 232H201V230H200ZM222 232H223V231H222ZM229 232H230V231H229ZM235 232H236V231H235ZM238 232H239V231H238ZM247 232H248V231H247ZM6 233H7V232H6ZM6 233H5V234H6ZM8 233H9V232H8ZM24 233H26V232H24ZM73 233H75V232L73 231ZM91 233L94 234L95 231H94V233H93V232H91ZM112 233H113V232H112ZM121 233H122V232H121ZM138 233H139V232H138ZM138 233H136V234H138ZM179 233H178V234H179ZM183 233H184V232H183ZM183 233H181V234H183ZM204 233H206V232H204ZM220 233H221V232H220ZM230 233H231V232H230ZM239 233H240V232H239ZM12 234H13V232H12ZM16 234H17V233H16ZM22 234H23V230H22ZM50 234H51V233H50ZM53 234H54V233H53ZM57 234H58V233H57ZM68 234H69V233H68ZM199 234H200V233H199ZM201 234H202V232H201ZM211 234H212V233H211ZM215 234H216V233H215ZM228 234H229V233H228ZM228 234H227V235H228ZM231 234H232V233H231ZM231 234H230V235H231ZM234 234H235V233H234ZM25 235H27V233H26ZM25 235H24V236H25ZM35 235H36V234H35ZM44 235H45V233H44ZM54 235H55V234H54ZM74 235H75V234H74ZM76 235H77V234H76ZM82 235H83V234H82ZM132 235H133V233H132ZM197 235H198V233H197ZM230 235H229V236H230ZM237 235H238V233H237ZM245 235H246V234H245ZM247 235H248V234H247ZM9 236H10V235H9ZM37 236H38V233H37ZM52 236H53V235H52ZM58 236H59V235H58ZM62 236H63V235H62ZM72 236H73V235H72ZM96 236H97V233H96ZM96 236H95V237H96ZM103 236H104V234H103ZM103 236H102V238H103ZM130 236H131V234H130ZM203 236H204V234H202V237H203ZM210 236H211V235H210ZM213 236H214V235H213ZM6 237H7V236H6ZM6 237H5V238H6ZM13 237H14V236H13ZM32 237H33V235H32ZM43 237H44V236H43ZM47 237H48V236H47ZM56 237H57V235H56ZM84 237H85V235H84ZM106 237H107V236H106ZM118 237H119V236H118ZM133 237H134V236H133ZM136 237H138V236H136ZM195 237H196V236H195ZM199 237H200V236H199ZM211 237H212V236H211ZM231 237H232V236H231ZM16 238L18 239V237H16ZM45 238H46V237H45ZM49 238H50V237H49ZM61 238H63V237H61ZM64 238H66V237H64ZM121 238H122V237H121ZM121 238H120V239H121ZM126 238H127V237H126ZM126 238H125V239H126ZM129 238H131V237H129ZM193 238H194V237H193ZM207 238H208V236H207ZM235 238H236V237H235ZM235 238H234V239H235ZM238 238H239V237H238ZM9 239H10V238H9ZM20 239H21V238H20ZM20 239H19V240H20ZM24 239H25V238H24ZM33 239H34V238H33ZM50 239H51V238H50ZM55 239H56V238H55ZM55 239H54V240H55ZM57 239H58V238H57ZM108 239H109V238H108ZM108 239H107V240H108ZM196 239H198V236L196 237ZM205 239H206V238H205ZM229 239H230V238H229ZM245 239H246V238H245ZM3 240H4V239H3ZM19 240H18V241H19ZM75 240H76V239L73 240V243H75V242H74ZM80 240H81V239H80ZM105 240H106V239H105ZM122 240H123V239H122ZM155 240H156V239H155ZM159 240H160V239H159ZM199 240H200V239H199ZM206 240H207V239H206ZM209 240L211 241L212 239H209ZM237 240H238V239H237ZM239 240H240V239H239ZM40 241H41V240H40ZM45 241H46V240H45ZM47 241H48V240H47ZM52 241H53V240H52ZM59 241H60V240H59ZM61 241H62V240H61ZM61 241H60V243H61ZM64 241H65V240H64ZM67 241H68V239H67ZM90 241H91V239H90ZM97 241H98V240H97ZM100 241H102V239H101ZM128 241H129V240H128ZM147 241H148V240H147ZM151 241H152V240H151ZM151 241H150V242H151ZM160 241H161V240H160ZM195 241H196V240H195ZM221 241H222V239H221ZM221 241H219V242H220V244H219L220 246H221V244H222ZM227 241H228V240H227ZM243 241H244V240H243ZM9 242H10V244H11V240H10ZM9 242H8V243H9ZM15 242H16V241H15ZM20 242H23V241H20ZM49 242H50V241H49ZM49 242H48V243H49ZM71 242H72V240H71ZM77 242H78V241H77ZM77 242H76V243H77ZM93 242H94V241H93ZM95 242H96V241H95ZM115 242H117V241H115ZM129 242H130V241H129ZM131 242H132V241H131ZM154 242H155V241H154ZM181 242H182V241H181ZM191 242H192V241H191ZM201 242H202V239H201ZM208 242H209V241H208ZM228 242H229V241H228ZM231 242H232V241H231ZM235 242H236V240H235ZM43 243H44V241H43ZM62 243H63V242H62ZM69 243H70V240H69ZM73 243H72V244H73ZM99 243H100V242H99ZM124 243H125V242H124ZM140 243H141V242H140ZM176 243H178V242L176 241ZM199 243H200V242H199ZM204 243H205V242H204ZM223 243H224V240H223ZM240 243H241V242H240ZM240 243H239V244H240ZM5 244H6V243H5ZM20 244H21V243H20ZM26 244H27V242H26ZM28 244H29V243H28ZM50 244H51V243H50ZM64 244H65V243H64ZM70 244H71V243H70ZM70 244H69V245H70ZM80 244H82V243H80ZM95 244H96V243H95ZM95 244H94V245H95ZM120 244H121V243H120ZM127 244H128V243H127ZM127 244H126V245H127ZM142 244H143V242H142ZM173 244H174V242H173ZM188 244H189V243H188ZM190 244H191V243H190ZM200 244H201V243H200ZM200 244H199V245H200ZM205 244H206V243H205ZM210 244H211V243H210ZM214 244H215V243H214ZM231 244H232V243H231ZM7 245H8V244H7ZM18 245H19V244H18ZM52 245H53V244H52ZM54 245H55V244H54ZM58 245H59V244H58ZM60 245H61V244H60ZM140 245H141V244H140ZM140 245H138V246H140ZM175 245H176V244H175ZM179 245H180V244H179ZM183 245H184V244H183ZM185 245H187V244H185ZM192 245H193V244H192ZM199 245H198V246H199ZM215 245H216V244H215ZM11 246H12V244H11ZM16 246H17V245H16ZM82 246H83V245H82ZM86 246H87V245H85V247H86ZM121 246H123V244H122ZM124 246H125V245H124ZM127 246H128V245H127ZM130 246H131V245H130ZM133 246H134V245H133ZM194 246H195V244H194ZM213 246H214V245H213ZM233 246H235V245H233ZM14 247H15V246H14ZM14 247H12V248H14ZM49 247H50V246H49ZM53 247H54V246H53ZM61 247H62V246H61ZM77 247H78V246H77ZM90 247H91V246H90ZM93 247H94V246H93ZM177 247H178V246H177ZM200 247H201V246H199V248H200ZM202 247H203V246H202ZM236 247H237V246H236ZM6 248H7V246H6ZM15 248H17V247H15ZM18 248H19V247H18ZM22 248H24L23 245H22ZM57 248H58V247H57ZM65 248H66V246H65ZM70 248H71V247H70ZM82 248H83V247H82ZM98 248H99V247H98ZM139 248H140V250H141V247H139ZM139 248H138V249H139ZM181 248H182V247H181ZM191 248H192V247H191ZM222 248H223V247H222ZM230 248H231V246H230ZM237 248H239V246H238ZM242 248H243V247H242ZM26 249H27V248H26ZM41 249H42V248H41ZM52 249H53V248H52ZM62 249H63V248H62ZM102 249H103V248H102ZM104 249H105V248H104ZM115 249H116V248H115ZM123 249H124V247H123ZM123 249H122V250H123ZM138 249H136V250H138ZM144 249H145V248H144ZM193 249H194V248H193ZM207 249H208V248H207ZM209 249H210V247H209ZM212 249H213V248H212ZM220 249H221V248H220ZM225 249H226V248H225ZM239 249H240V248H239ZM239 249H238V250H239ZM0 250L2 251V249H0ZM3 250H4V249H3ZM18 250H19V249H18ZM36 250H37V249H36ZM44 250H45V249H44ZM54 250H55V249H54ZM59 250H60V249H59ZM65 250H66V249H65ZM67 250H68V248H67ZM93 250H94V249H93ZM100 250H101V249H100ZM120 250H121V249H120ZM126 250H127V249H126ZM182 250H183V249H182ZM202 250H203V248H202ZM215 250H216V249H215ZM221 250H222V249H221ZM223 250H224V249H223ZM226 250H227V249H226ZM234 250H235V249H234ZM234 250H233V251H234ZM238 250H237V251H238ZM242 250H243V249H242ZM19 251H20V250H19ZM27 251H28V250H27ZM29 251H31V249H30ZM32 251H33V250H32ZM50 251H51V250H50ZM52 251H53V250H52ZM63 251H64V249H63ZM81 251H82V250H81ZM89 251H90V250H89ZM117 251H118V250H117ZM197 251H199V250H197ZM204 251H206V250H204ZM207 251H208V250H207ZM212 251H213V250H212ZM235 251H236V250H235ZM235 251H234V253H235ZM12 252H13V251H12ZM46 252H47V251H46ZM68 252H69V251H68ZM68 252H67V254H68ZM94 252H95V251H94ZM103 252H104V251H103ZM122 252H123V251H122ZM130 252H131V250H130ZM139 252H140V251H139ZM144 252H145V251H144ZM183 252H184V251H183ZM186 252H187V250H186ZM27 253H28V252H27ZM34 253H35V252H34ZM51 253H52V252H51ZM69 253H71V252H69ZM178 253H180V252H178ZM190 253H191V252H190ZM194 253H195V252H194ZM203 253H204V252H203ZM203 253H202V254H203ZM205 253H206V252H205ZM211 253H212V252H211ZM220 253H221V252H220ZM230 253H233V252H230ZM2 254H3V253H2ZM7 254H8V253H7ZM28 254H29V253H28ZM52 254H53V253H52ZM120 254H121V253H120ZM125 254H126V253H125ZM129 254H130V253H129ZM137 254H138V252H137ZM181 254H182V253H181ZM181 254H180V255H181ZM187 254H188V253H187ZM197 254H198V253H197ZM209 254H210V253H209ZM227 254H229V253H227ZM237 254H238V253H237ZM25 255H26V254H25ZM50 255H51V254H50ZM50 255H49V256H50ZM62 255H63V254H62ZM71 255H72V253L70 254V256H71ZM80 255H81V254H80ZM96 255H97V254H95V257H96ZM98 255H99V252H98ZM195 255H196V254H195ZM205 255H206V254H205ZM213 255H214V254H213ZM32 256H33V255H32ZM40 256H41V254H40ZM72 256H74V255H72ZM75 256H76V255H75ZM77 256H78V255H77ZM114 256H115V255H114ZM190 256H191V255H190ZM193 256H194V254H193ZM206 256H207V255H206ZM221 256H223V255H221ZM226 256H227V255H226ZM235 256H236V255H235ZM0 257H1V256H0ZM3 257H5V256L3 255ZM7 257H8V255H7ZM14 257H15V255H14ZM19 257H20V256H19ZM19 257H18V258H19ZM30 257H31V255H30ZM47 257H48V256H47ZM55 257H56V255H55ZM55 257H54V258H55ZM81 257H82V256H81ZM85 257H86V256H85ZM90 257H91V256H90ZM125 257H126V255H125ZM132 257H133V256H132ZM177 257H178V256H177ZM186 257H187V256H186ZM194 257H195V256H194ZM197 257H198V256H197ZM237 257H238V256H237ZM33 258H34V257H33ZM51 258H52V257H51ZM62 258H63V257H62ZM115 258H117V257H115ZM207 258H208V257H207ZM218 258H220V257H218ZM230 258H231V256H230ZM238 258H239V257H238ZM14 259H15V258H14ZM34 259H35V258H34ZM41 259H42V258H41ZM58 259H59V258H58ZM64 259H65V258H64ZM69 259H70V258H69ZM69 259L67 258V260H69ZM80 259H81V258H80ZM92 259H93V256H92ZM133 259H134V258H133ZM171 259H172V258H171ZM182 259H183V258H182ZM191 259H192V257H191ZM195 259H197V258H195ZM202 259H204V258H202ZM208 259H209V258H208ZM214 259H215V258H214ZM225 259H226V258H225ZM8 260H9V259H8ZM32 260H33V259H32ZM42 260H43V259H42ZM62 260H63V259H62ZM62 260H61V261H62ZM71 260H72V258H71ZM84 260H85V259H84ZM86 260H87V259H86ZM109 260H110V259H109ZM115 260H116V259H115ZM120 260H121V259H120ZM124 260H125V259H124ZM187 260H188V259H187ZM187 260H186V261H187ZM189 260H190V259H189ZM211 260H212V258H211ZM215 260H216V259H215ZM236 260H238V259H236ZM236 260H235V261H236ZM239 260H240V259H239ZM243 260H244V259H243ZM21 261H22V260H21ZM24 261H25V259H24ZM49 261H50V260H49ZM57 261H58V260H57ZM64 261H65V260H63V262H64ZM78 261H79V260H78ZM78 261H76V262H78ZM90 261H91V259H90ZM111 261H112V260H110V262H111ZM127 261H128V260H127ZM127 261H126V262H127ZM130 261H132V260L130 259ZM143 261H144V260H143ZM168 261H169V260H168ZM172 261H173V260H172ZM172 261H171V262H172ZM195 261H197V260H195ZM200 261H201V260H200ZM200 261H199V262H200ZM207 261H209V260H207ZM252 261H253V260H252ZM0 262H1V261H0ZM13 262H15V261H13ZM26 262H27V261H25V263H26ZM28 262H29V260H28ZM33 262H34V261H33ZM36 262H37V261H36ZM41 262H42V261H41ZM59 262H60V261H59ZM65 262H66V261H65ZM83 262H85V261H83ZM157 262H158V261H157ZM201 262H202V261H201ZM203 262H205V261H203ZM218 262H219V261H218ZM218 262L216 261V263H218ZM225 262H226V261H225ZM231 262H232V261H231ZM240 262H241V261H240ZM246 262H248V261H246ZM2 263H3V261H2ZM5 263H6V262L4 261L3 264H5ZM10 263H11V262H10ZM10 263H9V264H10ZM23 263H24V262H23ZM23 263H21V264H23ZM31 263H32V261H31ZM88 263H89V262H88ZM124 263H125V262H124ZM124 263H123V264H124ZM128 263H129V262H128ZM145 263H146V261H145ZM148 263H149V262H148ZM152 263H153V260H152ZM155 263H156V262H155ZM161 263H162V262H161ZM168 263H169V262H168ZM176 263H177V262H176ZM209 263H210V262H209ZM223 263H224V262H223ZM228 263H229V262H228ZM236 263H237V262H236ZM17 264H18V263H17ZM19 264H20V263H19ZM29 264H30V263H29ZM50 264H53V263L50 262ZM60 264H61V263H60ZM69 264H70V263H69ZM80 264H81V263H80ZM120 264H121V263H120ZM138 264H139V263H138ZM143 264H144V263H143ZM149 264H150V263H149ZM162 264H164V263H162ZM165 264H166V263H165ZM178 264H179V263H178ZM183 264H184V263H183ZM187 264H188V263H187ZM195 264H196V263H195ZM197 264H198V263H197ZM199 264H200V263H199ZM201 264H202V263H201ZM204 264H205V263H204ZM207 264H208V263H207ZM214 264H215V263H214ZM219 264H220V263H219ZM225 264H226V263H225ZM241 264H242V262H241ZM249 264H251V263L249 262Z\"/></svg>", "mask_w": 264, "mask_h": 264}]
</instances>
